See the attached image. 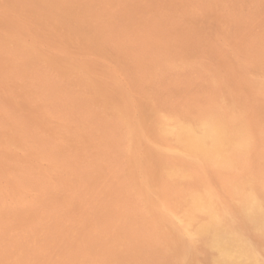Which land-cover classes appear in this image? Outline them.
<instances>
[{
  "label": "rangeland",
  "instance_id": "rangeland-1",
  "mask_svg": "<svg viewBox=\"0 0 264 264\" xmlns=\"http://www.w3.org/2000/svg\"><path fill=\"white\" fill-rule=\"evenodd\" d=\"M103 1H104L105 5H106V2L108 1V4L106 6H108L109 8L112 6L111 7V8H113L112 10L114 12H116L117 14L122 13L123 14L122 19L123 18L124 19H123V22H121L122 19H119L121 17L117 16V18H116L115 15H117V14L115 13L114 17H112L110 19V21L108 22V24H106V29L110 26L109 30L107 29L109 32V36H108L109 39L107 38V40H108L107 41L104 38L105 40H103V41H106L107 44H109V42H111L109 44L110 51L108 50L109 55L107 57H105V58L103 57L101 59L103 63H101L102 68H100V72H101V74H100V86H94L93 85L91 87L92 90L93 91L95 90L96 93L87 94V91L85 89H87L88 86L83 84L84 82H86V80L89 82H90V80L92 81L91 76L90 75L89 76L88 75H83V76L77 75L76 71H71L69 73V75H67V76L66 75L59 76L60 78L59 77L51 78L50 74L44 73V75H43V68L40 67L38 70L29 72V74L24 73L23 75L20 74L18 77H15L14 79H12V78L8 79L9 80L8 85L10 86V89H12L10 91V94H9L10 104L14 106V107L11 106L10 108L14 109V111H17V113H19L21 115L29 117L30 122L26 123V126L29 128H35V126H36L38 128V130L42 132L39 135L40 136L43 135V136H41V137L39 136L40 140L38 139L37 141H32L30 139L29 143L31 145H29V147L24 150L25 153L27 154V156L34 155V157H32L33 160L31 161V163L35 166V169L39 172L36 174L38 177L36 175H33V176L31 175V177H30L29 172H27L28 175L26 174V176H23L22 174H19L17 171H15V169L13 171V165H11V163H13L12 162L13 160H11L10 158H8L6 156H4V157L0 156V160H1L0 161V183L3 187V189H5V190H2L0 193V196H1L0 197V214H1V216H0V235L2 234L1 235L2 238L0 237V264H27V263H29L30 260L31 261L29 264H31L32 261H34V262H32V264H35V263L36 264H47L48 262H49L48 264H52V263L62 264V262H63V264L64 263H66V264H144V263L145 264H158V263L159 264H186L187 260L189 262L187 264H204V263L205 264H212V263L223 264V262H226V261H227L226 264H228V263L229 264H233V263L234 264H264V234H263L264 233V220H262L264 218V202L262 203V201L264 200V191H263L264 185L262 184V183H264V138H263L264 137V73H263L264 72L263 71L264 70V65H263L264 64V47H263L264 46V0H130V1L128 0L131 3V6H132V7L130 6L131 9L134 8L133 10H131L129 8L127 10L124 9L123 3H125L124 2L125 0H111V1L110 0H106V1L103 0ZM132 3H133V5H132ZM140 4H141V6L139 8V6H137V5H140ZM137 9L139 12L137 11ZM134 10H136V11H134ZM129 12L132 15H130ZM118 20L120 22H118ZM125 21L129 25L126 24ZM114 23L118 25V28L116 27L117 25H115ZM121 23H123L124 25ZM176 23H179V24L177 25ZM125 24L128 26H126L124 28L123 26H125ZM156 26H157V29H156ZM176 26L179 28H177ZM159 27L160 28L162 27V28L159 29ZM165 27H169V28H165ZM119 28H121L122 30ZM144 29H146V30H144ZM148 31H150L152 33L148 32ZM178 31H180V32H178ZM103 32H104V29H103ZM141 32H143V33H141ZM139 33L142 37L139 35ZM168 33H169V35H168ZM115 34H118V37ZM119 34L121 36H119ZM150 35H151V37H150ZM134 36H136V37H134ZM170 36L173 39H171ZM126 37H128V38H126ZM167 38H169V40ZM147 39H148V41H147ZM175 39H177V40L175 41ZM117 41L119 42V44ZM151 42H153V43L151 44ZM115 43H116V45H115ZM177 43H180V44H177ZM254 43L256 44V46H254L255 45ZM259 43H261L260 47L258 45ZM113 44L116 46V48H119L120 50H116V52H114L115 51L114 49H116V48H115V46H113ZM143 44H145L146 46L144 47ZM123 45H124V47H123ZM140 45H141V47H140ZM194 45L196 47H194ZM111 46H112V48L114 47V49H112ZM153 46L155 47V49H153ZM192 46H193V48H191ZM125 47H126V49H124ZM148 47H151V48H148ZM208 48H209V50H208ZM129 49H130V51H127ZM135 49L137 50L136 55H135V52H136ZM151 49H152V51H150ZM124 50L127 51V53ZM143 50H145V51H143ZM169 50L171 51V57H170V51ZM117 51L119 54H114V56H113L112 53H117ZM121 51L124 53H122ZM164 51L166 52L165 54H163ZM178 51H179V54H178ZM189 51H191V52H189ZM129 52H131V53H129ZM138 52L139 53L144 52V54L143 53L139 54ZM159 53H160V55H159ZM152 54L153 55L155 54V55L153 56ZM188 54H189V57H188ZM121 55H122V57L123 56L124 57L122 58ZM139 55L141 58L139 57ZM174 55H176V57ZM133 56H135L134 58L137 57L138 60H137V58L134 60ZM168 56L170 58H168ZM108 57H111V58H108ZM249 57H251V58H249ZM148 58H150V60ZM158 58H160V59H158ZM175 58L176 59L178 58V59L176 60ZM170 59H172L173 61H171ZM247 59H249V60H247ZM106 60H108V62L110 64ZM122 60H126V61L124 62ZM128 60H130V61H128ZM166 60H168V62H166ZM159 61L160 62L164 61V62L160 63ZM170 61H171V63H170ZM250 61L253 63L251 64ZM112 62H113V64H112ZM140 62L141 63L143 62V63L141 64ZM0 63H1V57H0ZM104 63L106 65H108L109 67H111V71H109L108 67L106 68L104 66L105 65ZM135 63L138 66H136ZM128 64H129V66H127ZM144 64L145 65L147 64V65L145 66ZM232 64H235V66ZM112 65H114V67ZM249 65H251L252 67ZM130 66L131 67L134 66L133 69L130 68ZM126 67H128V69L130 68L129 69L130 72ZM229 67H231V68L229 70H227ZM243 67H244V69H243ZM258 68H259V70H258ZM101 70L104 71V73ZM132 70H133V72H132ZM137 70H138V72H137ZM157 71H158V73H157ZM110 72H111V74H109ZM155 72L157 74H155ZM133 73H134V75H132ZM262 73H263V75H262ZM41 75H43V76L41 77ZM112 75L114 76V78L116 80H118V87H116V86L107 87L108 82H112V79H113ZM249 75H250V77H249ZM45 76L48 78V80ZM77 76H78V78H81V80L78 81ZM246 76H248V77H246ZM73 77L75 78V80H73L74 79ZM130 77H131V80H130ZM151 77H152V79H150ZM153 77H154V79H153ZM136 78H137V80H136ZM15 79H17V80H15ZM244 79H245V81H244ZM251 79H253V80H251ZM45 80H47L46 82H48L49 85H48V83L45 82ZM50 80H53V82H51ZM55 80H56V82H58L59 80L61 82L63 80H65V81L63 83H60V81H59V83L61 85H59V87H58V83H56L57 84V86H56ZM38 81H39V83H38ZM211 81H213V82H211ZM233 81H234V83H233ZM44 82L47 84V86ZM154 82H156V83H154ZM64 83H65V85L62 86V84H64ZM70 83H71V85L69 86ZM86 83H88V82H86ZM134 83H136V84H134ZM214 83L216 85H214ZM80 84H83V85H80ZM121 84L123 86H121ZM258 85L260 88L258 87ZM38 86H39V90H37ZM52 86H54V87H52ZM65 86H67L70 89L66 88ZM144 86H146V87H144ZM43 87H45V88H43ZM55 87L59 88V91ZM140 87H142V88H140ZM21 88L24 90H22ZM26 88H28V89H26ZM75 88H76V90H75ZM122 88H124V89H122ZM5 89H6V86L2 83V81H0V92L5 91ZM29 89L31 90V92ZM45 89H46V91H45ZM50 89L52 90V92ZM80 89H82V90L80 91ZM56 90H57V92H55ZM68 90H70V91H68ZM42 91L44 93H42ZM61 91L62 92L64 91L63 94ZM72 91H74V92L76 91V92L74 93ZM129 91H132V92H129ZM40 92H41V94H44V95H46L45 93H47V95L41 96ZM53 92H54V95H52ZM58 92L60 94L59 96L57 94ZM66 92H68L69 94L71 93V95H69ZM121 93H123L125 95L127 94L128 97L126 98ZM137 93H139V94H137ZM72 94H74V95H72ZM75 94H76V97H75ZM78 94H79V99H78ZM34 95H36V96H34ZM48 95L50 96L51 99L48 97ZM120 95H122L123 97ZM51 96H53V97H51ZM60 96H61V98H60ZM136 96H138V97H136ZM46 97H47V99H46ZM57 97H59V98H57ZM62 97H63V99H62ZM72 97H75V98L73 99ZM4 98H5V95L3 93H0V104L3 103ZM55 98H56V102H55ZM43 99H44V101H43ZM61 99H62V101H61ZM68 99H69V101H66ZM83 100H86V101H83ZM227 100H228V102H227ZM60 101L62 102V104L60 103ZM70 101H71V103H69ZM79 101H81V102L79 103ZM137 101H138V103H137ZM17 102L22 103L24 105L26 104V105L22 107ZM42 102L44 104L46 103L45 107L43 104L41 105ZM57 102H59V103H57ZM101 102H102V104H101ZM127 102H129V104L131 106L130 108L132 109V110L130 109L129 112H128V110H125L123 108L124 104ZM232 102H234V103H232ZM81 103L82 104L85 103L84 104L85 106H83ZM88 103L90 106L88 105ZM139 103H140V105H139ZM63 104L66 105L65 106L66 108L64 107ZM67 104H69L70 107L67 106ZM70 104H72V105H70ZM55 105H56V107H55ZM74 105H75V107H74ZM93 105H95V106H93ZM143 106H145L146 109ZM58 107H59V110H58ZM95 107H97V109H95ZM102 107H103V110H102ZM63 108L65 111L63 110ZM67 108H68V110H67ZM75 109H77L78 112H75L76 111ZM80 109H81V111H80ZM238 109L240 111H237ZM106 110H108V111H106ZM0 111H4V109L0 108ZM103 111H104V113H103ZM242 111H243V113H242ZM57 112H61L62 114L57 113ZM67 112L71 113V114H67ZM79 112H81L80 115L83 118L80 117V115H77V114H79ZM82 113H84V115H82ZM88 113H90V114L88 115ZM96 113L97 114L99 113V114L97 115ZM142 113H144V114H142ZM147 113H148V115H147ZM68 116L71 119H69ZM94 117H95V119H94ZM101 117H102V119H101ZM107 117L109 118V120H111V118H112V120L109 121ZM113 117H114V119H113ZM115 117H116V120H115ZM88 118H90V119H88ZM105 118H107V119H105ZM96 119H97V122H96ZM98 119L101 122H98ZM170 119H172V120H170ZM107 120H108V122H107ZM175 121H176V123H175ZM81 122H83V125ZM94 122H96L97 125ZM121 123H122V125H121ZM177 123H179V124H177ZM228 123H230V124H228ZM80 124H81L82 128L80 127ZM150 124H152V125H150ZM126 125H128L127 128H126ZM85 126H87L86 128L88 130L87 129L86 130L89 133L87 131H84ZM100 126L102 127V129H100L101 128ZM119 126H120V129H119ZM176 126H178V129ZM142 127H145V128L143 129ZM94 128H95V130H94ZM90 129L93 131H91ZM134 129H135V131H134ZM152 129H154V130H152ZM2 130L7 132V133H12V132L14 133V132H17L18 128H15L14 126L11 125V122H9L5 125V127ZM105 130H107V133ZM108 130H110V131H108ZM113 130H115V131H113ZM116 130H118V131H116ZM101 131H103V132H101ZM111 131H113L114 133L118 132L117 134L120 137L117 134L112 133ZM121 131H123V132L120 133ZM181 132H182V134H181ZM214 132H215V134H214ZM90 134H93V135H90ZM179 134H181V135H179ZM104 135L106 138L104 137ZM114 135H117V136H114ZM151 135H152V137H151ZM94 136H97L98 138L94 137ZM107 136H108V138H107ZM167 136H169V137H167ZM186 136H187V139L185 138ZM189 136H191V137H189ZM43 137H45V141H43L44 140ZM117 137H119L121 140L118 138L119 139V141H118ZM172 137H174V138H172ZM182 137H183V139H182ZM188 137L190 139H188ZM209 137L212 139H210ZM253 137H254V139H253ZM198 138H201L202 141H204V142H197ZM105 139L107 140V142L109 141V144H107ZM143 140H144V143L141 142ZM181 140H183V142ZM244 140L248 141V142H245ZM1 141H2V137L0 136V146H1ZM121 141H123V142H121ZM185 141H186V143H189V144H186L188 146L184 145ZM260 141L263 144L260 143ZM179 142H181L183 144H181ZM98 143L101 146H99ZM103 143H104V145H103ZM114 144H115V147L113 146ZM123 144H125V145H123ZM140 144H141V146H140ZM53 145H55V146H53ZM110 145L116 149L119 147V149H117V151L114 148L111 149L112 147H110ZM120 145H122V146H120ZM129 145H131V146L129 147ZM142 145H143V147H142ZM257 145H259V146H257ZM193 146L196 148H194ZM256 146H257V148H256ZM122 148H123V150H122ZM142 148L143 149L145 148V149L143 150ZM198 148L201 151L198 150ZM254 148H256L257 150ZM35 149H36V151H35ZM192 149L196 150V151L193 152ZM46 150H48V151H46ZM130 150L132 151V153ZM151 150H152V152H151ZM216 150H218V151H216ZM27 151H28V153H27ZM38 151H39V153H38ZM101 151H103V152H101ZM127 151H128V153H125ZM129 151H130V153H129ZM197 151H199V154L197 153ZM230 151H231V153H230ZM104 152H106V153H104ZM149 152L152 154H149ZM203 152H204V155L202 154ZM212 152H213V154L211 156ZM241 152H243V154ZM254 152H256L257 156L254 155L255 154ZM38 154L39 155L41 154V155L39 156ZM60 154H61V156H60ZM96 154L98 157L96 156ZM125 154H126L127 158L125 157ZM229 154L231 157H233V156L234 157L231 158L229 156ZM105 155H108V156H105ZM175 155H177V156L175 157ZM31 156H29L30 159H32ZM113 156H116V157H113ZM145 156H146V158H145ZM226 156H228V157H226ZM35 157H37V158H35ZM44 157H46L47 161L45 160ZM74 157H75V160H74ZM151 157H153V160ZM229 157L231 158V160ZM41 158H42V160H41ZM51 158H52V161H51ZM61 158H62V160H61ZM97 158H99L98 161H97ZM119 158H120V160H119ZM168 158L170 161L168 160ZM172 158H173V160H172ZM198 158H199V160H198ZM203 158H206L207 162H206V160H204V162H203ZM65 160L66 161L68 160V161L66 162ZM75 161H77L76 162L77 164L75 163ZM120 161H122L121 164H119ZM173 161H174V164H173ZM69 162H71V163H69ZM144 162H146L147 164ZM97 163H99V164H97ZM166 164H167V166H166ZM120 166H122V167H120ZM164 166H166L167 168ZM125 167H127V168H125ZM85 168H87V169H85ZM89 168L92 170H94L95 168L96 169H95V171H92ZM182 168L184 170L185 169L186 170L185 171L183 170V172H182ZM235 168H237V169H235ZM76 169H78V170H76ZM109 169H110V171H109ZM132 169H134V170L132 171ZM197 169H199V170H197ZM73 170L76 173L72 172ZM112 170H113V172H112ZM140 170H142V171H140ZM81 172H82V176H81ZM92 172H94L95 174ZM96 172H97V175H96ZM184 172H185V174H184ZM231 172L234 174H232ZM57 173H59V174H57ZM260 173H261V175H260ZM90 174H92V175H90ZM109 174H111V175H109ZM170 174H172V175L175 174V175H173L171 177ZM195 174H196V176H195ZM40 175H42V176H40ZM116 175H118V176H116ZM236 175H238V176H236ZM17 177H18V179H17ZM39 177H40V179H39ZM79 177H81V178H79ZM178 177H179V179H177ZM244 177H245V179H244ZM96 178H97V181H96ZM13 179H15V180H13ZM54 179H55V181H53ZM175 179H177V180L175 181ZM200 179H202V180H200ZM225 180H227V181H225ZM15 181H17V183H15ZM30 181L32 183H35L36 185L31 184ZM81 181H83V182L85 181V182L83 183ZM119 181H122V182H119ZM197 181H198V183H197ZM222 181H224V182H222ZM49 182H51L52 184ZM112 182L113 183L115 182L114 185H112L113 184ZM156 182H158V183L156 184ZM185 182L188 184H186ZM193 182L196 184H194ZM14 183L17 184L19 189L18 190L15 189L16 193L12 194L11 190L14 187L11 188V185L14 186L15 185ZM37 183H38V185H37ZM146 183H148V185ZM223 183H225V184H223ZM44 184H46V185H44ZM108 184H110V185H108ZM199 184H200V187H199ZM90 185H91V188H90ZM92 185L95 187L92 188L93 187ZM97 185H99V186H97ZM175 185H176V187H175ZM104 186H106V187H104ZM112 186H113V188H112ZM191 186H192V188H191ZM21 187H25V188L22 189ZM151 187H154V188H151ZM169 187H170V189H169ZM183 187H184V189H183ZM244 187H246V189ZM255 187H257V188L255 189ZM27 188H29V189H27ZM31 189H33V190H31ZM44 189H45V191H44ZM146 189H147L148 193H146ZM173 189H174V191H173ZM192 189H194L195 192ZM48 190L50 192L53 190L51 192L52 194L50 192H48ZM56 190H57V192H56ZM88 190H89V193H88ZM93 190H94V192H93ZM98 190H99V192H98ZM101 190H102V192H101ZM110 190H113V192ZM130 190H131V192H130ZM170 190H172V192ZM198 190L200 192H196ZM217 190H219V191H217ZM31 191H33V192H31ZM226 191H228V192H226ZM2 192L5 193L6 197H2V195L4 194ZM21 192H22V194H21ZM38 192H39V194H38ZM180 192H181V194H180ZM8 193L10 195H13V196L9 195V197H7ZM103 193H104V195H103ZM105 193H107V194H105ZM197 193H200V194H198V196H197ZM205 193H206V195H205ZM15 194H17V195H15ZM76 194L78 197L74 196ZM5 195H3V196H5ZM248 195L250 197H248ZM17 196L18 197L21 196V198H18ZM88 196H90L92 198L90 199V197H88ZM109 196H111V197H109ZM112 196H114V197L112 198ZM148 196H150L149 199H148ZM241 196L242 197L244 196V197L242 198ZM31 197H33V199ZM82 198H84V199H82ZM152 198H153V200H151ZM183 198L185 199V201ZM202 198L204 199V201ZM15 199H17V200H15ZM27 199H28V201H27ZM103 199H105V200L103 201ZM180 199H182V200L179 201ZM189 199H190V202L192 203V205H194L193 206L194 208L192 207V205H190L191 203L189 202ZM207 199L209 201H207ZM99 200H101V201H99ZM108 200L111 201L112 203L109 202ZM125 200H126V202H125ZM12 201H13V204H12ZM121 201L124 202V204L123 203L121 204ZM205 201L207 203H205ZM249 201H251V202L249 203ZM87 202H88V204H87ZM100 202H102L105 205V207L107 205L108 208L107 207L106 208L108 210ZM105 202H106V204H105ZM149 202H150V204H148ZM174 202H175V204H174ZM187 202H189L190 204ZM203 203H204V205L207 204L211 207L207 208L208 206H204ZM19 204H22V205H19ZM44 204H46V205H44ZM48 204H49V206H48ZM90 204H91V206H90ZM244 204H245V206H244ZM25 205H27V207H25ZM51 205H52V207H51ZM174 205H177L178 207L174 206ZM1 206H3L4 208L6 206L7 207L4 209ZM88 206H90V207H88ZM112 206H113V209H112ZM230 206H231V208H229ZM34 207H35V210H36V213L38 216L35 213ZM103 207H104V209H103ZM213 207H215V208H213ZM31 208H32V210H31ZM161 208L163 210H161ZM190 208H191V210H190ZM50 209L52 212L50 211ZM85 209H86V211H85ZM138 209H139V212H138ZM209 209H213V210H209ZM97 210L98 211L100 210V212H97ZM39 211H40V213H39ZM92 211L95 213H93ZM2 212H4V214ZM161 212H162V214H161ZM174 212H176L177 215ZM236 212H237V214H236ZM110 213H111V215H110ZM188 213H192V214H190V216H189ZM210 213L212 214V218L209 217ZM45 214H46V216H45ZM96 215L98 216L99 221L96 220L97 219ZM108 215L110 216V218L108 217ZM123 215L126 217H124ZM214 215H215L216 219L214 218ZM237 215L239 217H237ZM87 216H89V217H87ZM242 216H243V218H242ZM257 216H258V218H257ZM41 217H42V219H41ZM45 217H47V219ZM91 217L93 219H91ZM111 217L113 219H111ZM142 217H143V219H142ZM149 217H150V219H149ZM164 217H168V219L164 218ZM248 217H250V218H248ZM259 217H263V218L260 220ZM53 218H54V221H53ZM144 219H146V220H144ZM94 220L97 222H95ZM118 220H120V221L118 222ZM126 220H128V221H126ZM148 220H150V221H148ZM168 220H169V222H168ZM45 221H46V223H45ZM50 221H52V222H50ZM78 221H80L81 223H79ZM191 221H193V223H191ZM82 222H85V223H82ZM107 222H108V225H107ZM110 222H111V225H110ZM116 222L119 225L116 224ZM164 222H168V223H166L168 227L166 226V224ZM195 222H198V223H195ZM38 223L40 225H38ZM59 223H61V224H59ZM169 223L172 225H168ZM43 224H45V225H43ZM126 224H127V226H126ZM1 225H3V227ZM61 225L62 226L64 225L63 226L64 229L62 228ZM116 225H117V228H116ZM199 225H200V227H199ZM214 225L217 228H219V227L221 228V229L219 228L221 230L220 235L214 234L215 230L212 227ZM251 225H252V227H250ZM4 226L6 229L4 231H2L4 229ZM67 226H68V228H67ZM86 226H87V228H86ZM119 226L121 228H119ZM122 226L126 227V229ZM222 226H224V227H222ZM255 226H256V228H255ZM58 227H59V229H58ZM201 228H202V231L200 230ZM32 229H33V231H32ZM39 229L42 232V234L39 231ZM75 229H77V230H75ZM101 229H103V230H101ZM105 229H106V231L107 230L108 231L106 232ZM209 229L210 230L212 229V230L210 231ZM57 230H58V232H57ZM116 231H117V233H116ZM127 231H128V233H127ZM152 231H154V232H152ZM3 232H5L6 234L4 235ZM120 232H121V234H120ZM124 232L126 233V235ZM194 232H196V233L192 234ZM222 232L225 234H223ZM112 233L115 235V237L113 236ZM46 234H48V235H46ZM177 234H178V236H177ZM200 234L202 237L200 236ZM203 234H204V236H203ZM211 234H212V236H210ZM29 235L31 236L32 239L30 238ZM123 235H124V237H123ZM152 235H154V237ZM15 236H17V238H15ZM23 236H25V238ZM60 236L61 237L63 236V237L61 238ZM196 236H197V238H196ZM177 237H179V240ZM219 237L224 238V240H223L224 246L222 245L223 247L219 243ZM256 237L259 238V240H257ZM40 238H41V240H40ZM47 238L50 239L49 240L50 243L48 242ZM84 238H85V240H84ZM153 238H154V240H153ZM21 239H22V241H21ZM28 239H30V240L28 241ZM135 239H137V240H135ZM228 239L232 240L233 243H236L239 248H237V247H235V248L230 247L229 248V246H225V245H229ZM36 240H38V241H36ZM56 240H57V242H56ZM176 240H178V241H176ZM182 240H184L183 241L184 244H183ZM251 240H252V242H251ZM129 241H132V242H129ZM45 242H46V244H45ZM148 242H150V243H148ZM207 242H209V243H207ZM54 243H55V245H54ZM177 243H178V245H177ZM194 243H196V244H194ZM255 243H257V244H255ZM187 244L191 248H193L192 251H190L191 249H189L190 247H188ZM206 244H207V246H206ZM57 245H58V247H57ZM137 245H138V247H137ZM194 245L197 248L194 247ZM53 246L57 249L56 252H55V248ZM26 247H27V249H26ZM218 247H220V248H218ZM23 248H24V250H23ZM186 248H187V250H186ZM195 248H196V251L193 252L195 250ZM222 249H224V250H222ZM3 250H4L5 254L2 253ZM58 250H59V252H58ZM231 250H232V252H231ZM244 250L247 253H245ZM15 251H17V252H15ZM34 251L39 256L36 255ZM149 251H150V253H149ZM154 251H155V253H154ZM240 251H241V253H240ZM53 252H54L55 256H54V254H52ZM78 252L80 254H78ZM146 252H147V254H146ZM181 252H182V254H181ZM189 252H191L190 255H189ZM40 253H41V255H40ZM193 253H195V254H193ZM212 253L215 256H213ZM216 253H218V254H216ZM19 254L20 255L22 254V255L20 256ZM154 254H155V257H154ZM184 254H186V257H183V256H185ZM31 255H33V256L31 257ZM188 255H189L190 259L188 258ZM195 255H197V256H195ZM216 255H217V257H216ZM51 256H53V257H51ZM5 257H8V258H5ZM30 257H31V259H30ZM36 257H38V258H36ZM49 257H51V259ZM167 257L169 259H167ZM23 258L25 260H22ZM34 258L37 259L38 261L35 260ZM46 259H47V261L45 263L44 260H46ZM52 259H54V260H52ZM207 259H208V262H207ZM39 260H41V261H39ZM215 260H217V261H215ZM169 261L171 263H169Z\"/></svg>",
  "mask_w": 264,
  "mask_h": 264
},
{
  "label": "bare ground",
  "instance_id": "bare-ground-1",
  "mask_svg": "<svg viewBox=\"0 0 264 264\" xmlns=\"http://www.w3.org/2000/svg\"><path fill=\"white\" fill-rule=\"evenodd\" d=\"M106 1V0H105ZM111 1V0H110ZM130 1V0H129ZM128 0H125L124 2L125 3H123V6H124V9L125 10H127L128 8L129 9H131V3L129 2ZM133 2V1H132ZM142 2V1H141ZM134 3V2H133ZM133 3H132V5H133ZM108 4V1L106 2V5ZM105 4H104V1L103 0H0V57H1V63H0V81H2V83L6 86V89H5V91H3V92H0V93H3L4 95H5V98L3 99V103H1L0 104V108H3L4 109V111H0V136L2 137V141H1V146H0V156H6V157H8V158H10L11 160H13L12 162L13 163H11V165H13V171H14V169H15V171H17L19 174H22L23 176H26V174H27V172H29L30 174V177H31V175L33 176V175H36L37 173H39L36 169H35V166L31 163V161L33 160V158L32 157H34V155H29V156H31V158L32 159H30L29 158V156H27V154L25 153V149L26 148H28L29 147V145H31L29 142V140L31 139L32 141H37L38 139H39V134L40 133H42L41 131H39L38 130V128L35 126V128H29V127H27L26 126V123H29L30 122V118L29 117H27V116H24V115H21V114H19V113H17V111H14V109H11L10 107L12 106V107H14L13 105H11L10 104V99H9V94H10V91L12 90V89H10V86L8 85V79H14L15 77H18L20 74L21 75H23L24 73L25 74H29V72H31V71H35V70H38L40 67L41 68H43V75H44V73H47V74H50V76H51V78H55V77H59V76H63V75H69V73L71 72V71H76L77 72V75H81V76H83V75H90L91 76V78H92V81L90 80V82L89 81H87L86 80V82H88V83H86V82H82L84 85H87L88 86V88L87 89H85L86 91H87V94H94V93H96L95 92V90L93 91L92 90V86L94 85V86H100V74H101V72H100V68H102V65H101V63H103L102 62V58L104 57H107L109 54H108V52L110 51V46H109V44L111 43V42H109V44H107V42L106 41H103V40H107V38H108V36H109V32H108V30H109V27L106 29V24H108V22L110 21V19L112 18V17H114V15H115V13L116 12H114L112 9L113 8H109L108 6H106ZM131 6V7H130ZM137 6H139V8H140V6H141V4L140 5H137ZM136 6V7H137ZM135 7V6H134ZM134 9V8H133ZM133 9H131V10H133ZM129 11V10H128ZM134 11H136V10H134ZM137 11H138V9H137ZM131 12V11H130ZM130 12H129V14H130ZM139 12V11H138ZM125 13V12H124ZM134 13V12H133ZM137 13V12H136ZM117 14V13H116ZM126 15V14H125ZM124 15V16H125ZM130 15H132V14H130ZM116 16V18H117V16H120L121 18H119V19H122V16H123V14L121 13V14H117V15H115ZM127 18V17H126ZM124 19V18H123ZM123 19H122V21L121 22H123ZM129 19V18H128ZM127 20V19H126ZM113 21V20H112ZM117 22V21H116ZM118 22H120L119 20H118ZM117 22V23H118ZM126 22V21H125ZM166 22V21H165ZM164 22V23H165ZM173 23V22H172ZM115 24V23H114ZM120 24V23H119ZM121 24H123V23H121ZM126 24H128L127 22H126ZM125 24V26H123L124 28L126 27V26H128V25H126ZM177 25L179 24V23H176ZM111 25V24H110ZM115 25H117V24H115ZM124 25V24H123ZM173 25V24H172ZM175 25V24H174ZM132 26V25H131ZM115 27V26H114ZM117 28H118V25L116 26ZM163 27V26H162ZM161 27V28H162ZM177 27V26H176ZM122 28V27H121ZM121 28H119V29H121ZM155 28V27H154ZM153 28V29H154ZM160 27H159V29H161ZM165 28H169V27H165ZM174 28V27H173ZM177 28H179V27H177ZM103 29H104V32H103ZM115 29V28H114ZM123 29V28H122ZM121 29V30H122ZM156 29H157V26H156ZM184 29V28H183ZM144 30H146V29H144ZM150 30V29H149ZM155 30V29H154ZM170 30V29H169ZM175 30V29H174ZM113 31V30H112ZM116 31V30H115ZM152 31V30H151ZM176 31V30H175ZM137 32V31H136ZM148 32H150V31H148ZM153 32V31H152ZM152 32H150V33H152ZM178 32H180V31H178ZM130 33V32H129ZM132 33V32H131ZM134 33V32H133ZM141 33H143V32H141ZM149 33V34H150ZM173 33V32H172ZM112 34V33H111ZM123 34V33H122ZM147 34V33H146ZM115 35H117V37H118V34H115ZM139 35H140V33H139ZM143 35V34H142ZM168 35H169V33H168ZM167 35V36H168ZM262 35V34H261ZM260 35V36H261ZM111 36V35H110ZM119 36H121L120 34H119ZM141 36V35H140ZM134 37H136V36H134ZM133 37V38H134ZM142 37V36H141ZM150 37H151V35H150ZM165 37V36H164ZM105 38V39H104ZM112 38V37H111ZM126 38H128V37H126ZM132 38V37H131ZM145 38V37H144ZM158 38V37H157ZM170 38H171V36H170ZM178 38V37H177ZM109 39V38H108ZM113 39V38H112ZM118 39V38H117ZM116 39V40H117ZM155 39V38H154ZM168 40H169V38H167ZM171 39H173V38H171ZM180 39V38H179ZM185 39V38H184ZM150 40V39H149ZM177 39H175V41H176ZM108 41V40H107ZM147 41H148V39H147ZM156 41V40H155ZM160 41V40H159ZM263 41V40H262ZM261 41V42H262ZM115 42V41H114ZM118 42V41H117ZM123 42V41H122ZM126 42V41H125ZM168 42V41H167ZM181 42V41H180ZM113 43V42H112ZM148 43V42H147ZM153 42H151V44H152ZM169 43V42H168ZM176 43V42H175ZM256 43V42H255ZM254 43V44H255ZM258 43V42H257ZM118 44H119V42H118ZM163 44V43H162ZM177 44H180V43H177ZM253 44V43H252ZM260 44L261 43H259L258 45H259V47H260ZM115 45H116V43H115ZM114 44H113V46H115ZM129 45V44H128ZM144 45V47L146 46L145 44H143ZM149 45V44H148ZM160 45V44H159ZM172 45V44H171ZM130 46V45H129ZM134 46V45H133ZM136 46V45H135ZM177 46V45H176ZM254 46H256V44L254 45ZM123 47H124V45H123ZM132 47V46H131ZM130 47V48H131ZM140 47H141V45H140ZM168 47V46H167ZM174 47V46H173ZM172 47V48H173ZM194 47H196L195 45H194ZM258 47V46H257ZM264 47V46H263ZM111 48H112V46H111ZM115 48H116V46H115ZM147 48V47H146ZM148 48H151V47H148ZM160 48V47H159ZM170 48V47H169ZM191 48H193V46L191 47ZM112 49H114V47L112 48ZM111 49V50H112ZM123 49V48H122ZM124 49H126V47L124 48ZM153 49H155V47L153 46ZM171 49V48H170ZM174 49V48H173ZM181 49V48H180ZM179 49V50H180ZM109 50V51H108ZM115 51L114 52H116V50H120L119 48H116V49H114ZM136 50V49H135ZM141 50V49H140ZM157 50V49H156ZM190 50V49H189ZM197 50V49H196ZM208 50H209V48H208ZM211 50V49H210ZM125 51V50H124ZM127 51H130V49L129 50H127ZM127 51H125L126 53H127ZM132 51V50H131ZM134 51V50H133ZM143 51H145V50H143ZM149 51V50H148ZM150 51H152V49L150 50ZM170 51V50H169ZM214 51V50H213ZM260 51V50H259ZM122 52V51H121ZM163 52V51H162ZM177 52V51H176ZM189 52H191V51H189ZM188 52V53H189ZM198 52V51H197ZM122 53H124V52H122ZM125 53V54H126ZM129 53H131V52H129ZM136 53H137V50H136V52H135V55H136ZM139 53V52H138ZM140 53H143L144 54V52H140ZM139 53V54H140ZM155 53V52H154ZM166 52L164 51V53L163 54H165ZM212 53V52H211ZM259 53V52H258ZM113 54V56H114V54H119L118 53V51H117V53H112ZM151 54V53H150ZM158 54V53H157ZM178 54H179V51H178ZM210 54V53H209ZM256 54V53H255ZM129 55V54H128ZM146 55V54H145ZM149 55V54H148ZM153 55V54H152ZM151 55V56H152ZM155 55V54H154ZM153 55V56H154ZM159 55H160V53H159ZM169 55V54H168ZM173 55V54H172ZM144 56V55H143ZM150 56V55H149ZM175 57H176V55H174ZM212 56V55H211ZM112 57V56H111ZM111 57H108V58H111ZM121 57H122V55H121ZM124 57V56H123ZM122 57V58H123ZM135 56H133V58H134ZM139 57H140V55H139ZM145 57V56H144ZM156 57V56H155ZM170 57H171V51H170ZM169 56H168V58H170ZM188 57H189V54H188ZM259 57V56H258ZM116 58V57H115ZM130 58V57H129ZM128 58V59H129ZM137 58V57H136ZM136 58H134V60L136 59ZM141 58V57H140ZM173 58V57H172ZM249 58H251V57H249ZM114 59V58H113ZM112 59V60H113ZM121 59V58H120ZM127 59V58H126ZM132 59V58H131ZM144 59V58H143ZM142 59V60H143ZM149 60H150V58H148ZM158 59H160V58H158ZM176 59V58H175ZM178 59V58H177ZM176 59V60H177ZM111 60V59H110ZM117 60V59H116ZM115 60V61H116ZM137 60H138V58H137ZM140 60V59H139ZM171 61H173L172 59H170ZM246 60V59H245ZM247 60H249V59H247ZM251 60V59H250ZM260 60V59H259ZM107 62H108V60H106ZM122 61H126V60H122ZM128 61H130V60H128ZM132 61V60H131ZM145 61V60H144ZM171 61H170V63H171ZM226 61V60H225ZM232 61V60H231ZM261 61V60H260ZM118 62V61H117ZM116 62V63H117ZM133 62V61H132ZM160 62V61H159ZM164 62V61H163ZM162 61L160 62V63H163ZM166 62H168V60H166ZM251 62V61H250ZM109 63V62H108ZM130 63V62H129ZM134 63V62H133ZM141 63V62H140ZM143 63V62H142ZM141 63V64H142ZM229 63V62H228ZM234 63V62H233ZM247 63V62H246ZM253 62H251V64H252ZM105 64V63H104ZM110 64V63H109ZM112 64H113V62H112ZM136 64V63H135ZM153 64V63H152ZM165 64V63H164ZM163 64V65H164ZM168 64V63H167ZM145 65V64H144ZM147 65V64H146ZM145 65V66H146ZM169 65V64H168ZM232 65H234L235 66V64H232ZM246 65V64H245ZM264 65V64H263ZM106 68L108 67L109 68V71H111V67H109L108 65H104ZM103 66V67H104ZM113 67H114V65H112ZM127 66H129V64L127 65ZM136 66H138L137 64H136ZM135 66V67H136ZM140 66V65H139ZM144 66V67H145ZM154 66V65H153ZM171 66V65H170ZM229 66V65H228ZM249 66H251V65H249ZM133 67L134 66H130V68H132L133 69ZM160 67V66H159ZM163 67V66H162ZM226 67V66H225ZM232 67V66H231ZM231 67H229L227 70H229ZM252 67V66H251ZM127 69H128V67H126ZM129 68V69H130ZM137 68V67H136ZM146 68V67H145ZM148 68V67H147ZM235 68V67H234ZM247 68V67H246ZM250 68V67H249ZM257 68V67H256ZM121 69V68H120ZM128 69V70H129ZM151 69V68H150ZM170 69V68H169ZM172 69V68H171ZM236 69V68H235ZM243 69H244V67H243ZM147 70V69H146ZM161 70V69H160ZM165 70V69H164ZM168 70V69H167ZM239 70V69H238ZM258 70H259V68H258ZM102 71V70H101ZM136 71V70H135ZM145 71V70H144ZM153 71V70H152ZM237 71V70H236ZM247 71V70H246ZM264 71V70H263ZM103 73H104V71H102ZM129 72H130V70H129ZM132 72H133V70H132ZM137 72H138V70H137ZM164 72V71H163ZM234 72V71H233ZM35 73V72H34ZM106 73V72H105ZM119 73V72H118ZM146 73V72H145ZM157 73H158V71H157ZM156 72H155V74H157ZM264 73V72H263ZM263 73H262V75H263ZM109 74H111V72L109 73ZM162 74V73H161ZM238 74V73H237ZM243 74V73H242ZM248 74V73H247ZM38 75V74H37ZM36 75V76H37ZM43 75H41V77L43 76ZM106 75V74H105ZM104 75V76H105ZM124 75V74H123ZM131 75V74H130ZM132 75H134V73L132 74ZM233 75V74H232ZM246 75V74H245ZM29 76V75H28ZM27 76V77H28ZM47 76V75H46ZM45 76V77H46ZM127 76V75H126ZM141 76V75H140ZM241 76V75H240ZM48 77V76H47ZM46 77V78H47ZM75 77V76H74ZM73 77V78H74ZM133 77V76H132ZM160 77V76H159ZM234 77V76H233ZM246 77H248V76H246ZM249 77H250V75H249ZM25 78V77H24ZM49 78V77H48ZM48 78H47V80H48ZM60 78V77H59ZM68 78V77H67ZM112 82H108V86L107 87H112V86H116V87H118V80H116L115 78H114V76L112 75ZM127 78V77H126ZM145 78V77H144ZM148 78V77H147ZM231 78V77H230ZM23 79V78H22ZM26 79V78H25ZM29 79V78H28ZM45 79V78H44ZM50 79V78H49ZM87 79V78H86ZM139 79V78H138ZM150 79H152V77L150 78ZM153 79H154V77H153ZM239 79V78H238ZM15 80H17V79H15ZM36 80V79H35ZM47 80H45V82L47 81ZM54 80V79H53ZM53 80H50L51 82H53ZM57 80V79H56ZM56 80H55V84L56 83H58V87H59V85H61L60 83H63L65 80H63L62 82L60 81V83H59V81L58 82H56ZM72 80V79H71ZM73 80H75V78L73 79ZM77 80L79 81V80H81V78H78V76H77ZM83 80V79H82ZM109 80V79H108ZM130 80H131V77H130ZM129 80V81H130ZM133 80V79H132ZM136 80H137V78H136ZM227 80V79H226ZM236 80V79H235ZM248 80V79H247ZM251 80H253V79H251ZM250 80V81H251ZM14 81V80H13ZM40 81V80H39ZM39 81H38V83H39ZM69 81V80H68ZM126 81V80H125ZM128 81V80H127ZM134 81V80H133ZM219 81V80H218ZM228 81V80H227ZM244 81H245V79H244ZM23 82V81H22ZM44 82V83H45ZM72 82V81H71ZM136 82V81H135ZM145 82V81H144ZM211 82H213V81H211ZM241 82V81H240ZM248 82V81H247ZM27 83V82H26ZM31 83V82H30ZM33 83V82H32ZM36 83V82H35ZM43 83V82H42ZM46 83H48V82H46ZM45 83V84H46ZM75 83V82H74ZM86 83V84H85ZM150 83V82H149ZM154 83H156V82H154ZM223 83V82H222ZM227 83V82H226ZM233 83H234V81H233ZM237 83V82H236ZM51 84V83H50ZM54 84V83H53ZM83 84H80V85H83ZM123 84V83H122ZM121 84V86H123ZM129 84V83H128ZM134 84H136V83H134ZM151 84V83H150ZM221 84V83H220ZM260 84V83H259ZM26 85V84H25ZM32 85V84H31ZM34 85V84H33ZM48 85H49V83H48ZM63 85H65V83L64 84H62V86ZM71 85V83L69 84V86ZM77 85V84H76ZM79 85V86H80ZM214 85H216L215 83H214ZM218 85V84H217ZM228 85V84H227ZM263 85V84H262ZM30 86V85H29ZM42 86V85H41ZM46 86H47V84H46ZM56 86H57V84H56ZM61 86V87H62ZM75 86V85H74ZM233 86V85H232ZM236 86V85H235ZM24 87V86H23ZM52 87H54V86H52ZM66 88H68L67 86H65ZM73 87V86H72ZM86 87V86H85ZM144 87H146V86H144ZM222 87V86H221ZM225 87V86H224ZM258 87H259V85H258ZM43 88H45V87H43ZM55 88H57V87H55ZM74 88V87H73ZM140 88H142V87H140ZM239 88V87H238ZM260 88V87H259ZM258 88V89H259ZM14 89V88H13ZM22 89V88H21ZM26 89H28V88H26ZM34 89V88H33ZM58 89V91H59V88H57ZM61 89V88H60ZM68 89H70V88H68ZM119 89V88H118ZM122 89H124V88H122ZM217 89V88H216ZM22 90H24V89H22ZM30 90V89H29ZM37 90H39V86H38V89ZM43 90V89H42ZM51 90V89H50ZM55 90V89H54ZM64 90V89H63ZM75 90H76V88H75ZM82 89H80V91H81ZM130 90V89H129ZM145 90V89H144ZM143 90V91H144ZM45 91H46V89H45ZM68 91H70V90H68ZM79 91V90H78ZM120 91V90H119ZM125 91V90H124ZM139 91V90H138ZM222 91V90H221ZM263 91V90H262ZM26 92V91H25ZM30 92H31V90H30ZM51 92H52V90H51ZM50 92V93H51ZM55 92H57V90L55 91ZM62 92V91H61ZM64 92V91H63ZM63 92H62V94H63ZM72 92H74V91H72ZM76 92V91H75ZM74 92V93H75ZM122 92V91H121ZM129 92H132V91H129ZM140 92V91H139ZM229 92V91H228ZM35 93V92H34ZM42 93H44L43 91H42ZM66 93H68V92H66ZM85 93V92H84ZM143 93V92H142ZM145 93V92H144ZM148 93V92H147ZM226 93V92H225ZM240 93V92H239ZM25 94V93H24ZM46 95H47V93H45ZM58 94V96L60 95L59 94V92L57 93ZM69 94V93H68ZM115 94V93H114ZM120 94V93H119ZM121 94H123V93H121ZM137 94H139V93H137ZM235 94V93H234ZM31 95V94H30ZM37 95V94H36ZM36 95H34V96H36ZM40 95L42 96V95H44V94H41V92H40ZM46 95H44V96H46ZM52 95H54V92L52 93ZM67 95V94H66ZM65 95V96H66ZM69 95H71V93L69 94ZM72 95H74V94H72ZM83 95V94H82ZM118 95V94H117ZM126 98L128 97V95L126 94H123ZM243 95V94H242ZM29 96V95H28ZM32 96V95H31ZM30 96V97H31ZM38 96V95H37ZM57 96V95H56ZM96 96V95H95ZM119 96V95H118ZM120 96H122V95H120ZM149 96V95H148ZM23 97V96H22ZM25 97V96H24ZM48 97L50 98V96L48 95ZM51 97H53V96H51ZM64 97V96H63ZM63 97H62V99H63ZM71 97V96H70ZM75 97H76V94H75ZM75 97H72L73 99L75 98ZM83 97V96H82ZM123 97V96H122ZM124 97V98H125ZM136 97H138V96H136ZM33 98V97H32ZM57 98H59V97H57ZM60 98H61V96H60ZM66 98V97H65ZM81 98V97H80ZM86 98V97H85ZM84 98V99H85ZM125 98V99H126ZM146 98V97H145ZM233 98V97H232ZM37 99V98H36ZM46 99H47V97H46ZM51 99V98H50ZM54 99V98H53ZM62 99H61V101H62ZM71 99V98H70ZM78 99H79V94H78ZM87 99V98H86ZM124 99V100H125ZM140 99V98H139ZM49 100V99H48ZM82 100V99H81ZM90 100V99H89ZM102 100V99H101ZM127 100V99H126ZM125 100V101H126ZM136 100V99H135ZM134 100V101H135ZM229 100V99H228ZM228 100H227V102H228ZM248 100V99H247ZM38 101V100H37ZM36 101V102H37ZM43 101H44V99H43ZM59 101V100H58ZM60 101V103L62 104V102ZM66 101H69V99L68 100H66ZM65 101V102H66ZM77 101V100H76ZM83 101H86V100H83ZM82 101V102H83ZM155 101V100H154ZM249 101V100H248ZM24 102V101H23ZM34 102V101H33ZM55 102H56V98H55ZM73 102V101H72ZM78 102V101H77ZM81 101H79V103H80ZM95 102V101H94ZM141 102V101H140ZM158 102V101H157ZM246 102V101H245ZM18 103V102H17ZM57 103H59V102H57ZM68 103V102H67ZM69 103H71V101L69 102ZM76 103V102H75ZM74 103V104H75ZM137 103H138V101H137ZM144 103V102H143ZM161 103V102H160ZM222 103V102H221ZM232 103H234V102H232ZM249 103V102H248ZM20 106H25L24 104H22V103H18ZM34 104V103H33ZM44 105V107H45V104L42 102L41 103V105ZM55 104V103H54ZM65 104V103H64ZM63 104V105H64ZM78 104V103H77ZM82 104V103H81ZM85 103H83L82 105L83 106H85L84 105ZM91 104V103H90ZM101 104H102V102H101ZM136 104V103H135ZM146 104V103H145ZM247 104V103H246ZM40 105V104H39ZM57 105V104H56ZM56 105H55V107H56ZM70 105H72V104H70ZM88 105H89V103H88ZM139 105H140V103H139ZM48 106V105H47ZM52 106V105H51ZM59 106V105H58ZM62 106V105H61ZM60 106V107H61ZM66 105H64V107H65ZM67 106H69V104H67ZM81 106V105H80ZM90 106V105H89ZM93 106H95V105H93ZM156 106V105H155ZM70 107V106H69ZM74 107H75V105H74ZM77 107V106H76ZM111 107V106H110ZM131 106H130V104H129V102H127V103H125L124 104V109L125 110H128V112L130 111V108ZM144 108H145V106H143ZM158 107V106H157ZM223 107V106H222ZM48 108V107H47ZM66 108V107H65ZM80 108V107H79ZM89 108V107H88ZM100 108V107H99ZM98 108V109H99ZM228 108V107H227ZM61 109V108H60ZM82 109V108H81ZM81 109H80V111H81ZM95 109H97V107H95ZM146 109V108H145ZM149 109V108H148ZM234 109V108H233ZM245 109V108H244ZM53 110V109H52ZM58 110H59V107H58ZM63 110H64V108H63ZM67 110H68V108H67ZM76 111L75 112H78L77 111V109H75ZM86 110V109H85ZM84 110V111H85ZM102 110H103V107H102ZM132 110V109H131ZM136 110V109H135ZM141 110V109H140ZM227 110V109H226ZM235 110V109H234ZM65 111V110H64ZM83 111V112H84ZM94 111V110H93ZM106 111H108V110H106ZM138 111V110H137ZM146 111V110H145ZM144 111V112H145ZM232 111V110H231ZM237 111H240L239 109L237 110ZM70 112V111H69ZM87 112V111H86ZM95 112V111H94ZM102 112V111H101ZM111 112V111H110ZM109 112V113H110ZM136 112V111H135ZM245 112V111H244ZM57 113H60V114H62L61 112H57ZM80 113L81 112H79V114H77V115H80ZM93 113V112H92ZM103 113H104V111H103ZM102 113V114H103ZM124 113V112H123ZM239 113V112H238ZM242 113H243V111H242ZM56 114V113H55ZM67 114H71V113H68L67 112ZM75 114V113H74ZM86 114V113H85ZM90 113H88V115H89ZM97 114V113H96ZM95 114V115H96ZM99 114V113H98ZM97 114V115H98ZM111 114V113H110ZM135 114V113H134ZM142 114H144V113H142ZM228 114V113H227ZM57 115V114H56ZM64 115V114H63ZM82 115H84V113H82ZM92 115V114H91ZM94 115V114H93ZM115 115V114H114ZM141 115V114H140ZM147 115H148V113H147ZM163 115V114H162ZM237 115V114H236ZM243 115V114H242ZM60 116V115H59ZM67 116V115H66ZM86 116V115H85ZM106 116V115H105ZM116 116V115H115ZM135 116V115H134ZM228 116V115H227ZM69 117V116H68ZM78 117V116H77ZM80 117H82L81 115H80ZM92 117V116H91ZM90 117V118H91ZM112 117V116H111ZM125 117V116H124ZM128 117V116H127ZM133 117V116H132ZM75 118V117H74ZM83 118V117H82ZM90 118H88V119H90ZM98 118V117H97ZM108 118V117H107ZM107 118H105V119H107ZM158 118V117H157ZM156 118V119H157ZM69 119H71L70 117H69ZM93 119V118H92ZM94 119H95V117H94ZM101 119H102V117H101ZM113 119H114V117H113ZM78 120V119H77ZM108 120H109V118H108ZM108 120H107V122H108ZM111 120H112V118H111ZM111 120H109V121H111ZM115 120H116V117H115ZM146 120V119H145ZM150 120V119H149ZM165 120V119H164ZM170 120H172V119H170ZM83 121V120H82ZM91 121V120H90ZM94 121V120H93ZM103 121V120H102ZM155 121V120H154ZM166 121V120H165ZM169 121V120H168ZM241 121V120H240ZM9 122H11V125L12 126H14L15 128H18V130H17V132H12V133H7V132H5V131H3L2 129L5 127V125L7 124V123H9ZM80 122V121H79ZM89 122V121H88ZM96 122H97V119H96ZM96 122H94V123H96ZM98 122H101V121H99V119H98ZM104 122V121H103ZM106 122V123H107ZM133 122V121H132ZM231 122V121H230ZM243 122V121H242ZM77 123V122H76ZM82 123V125H83V122H81ZM144 123V122H143ZM175 123H176V121H175ZM193 123V122H192ZM237 123V122H236ZM85 124V123H84ZM89 124V123H88ZM87 124V125H88ZM102 124V123H101ZM109 124V123H108ZM120 124V123H119ZM177 124H179V123H177ZM181 124V123H180ZM228 124H230V123H228ZM29 125V124H28ZM96 125H97V123H96ZM100 125V124H99ZM106 125V124H105ZM121 125H122V123H121ZM150 125H152V124H150ZM149 125V126H150ZM155 125V124H154ZM153 125V126H154ZM89 126V125H88ZM102 126V125H101ZM100 126V127H101ZM104 126V125H103ZM111 126V125H110ZM116 126V125H115ZM137 126V125H136ZM144 126V125H143ZM240 126V125H239ZM262 126V125H261ZM31 127V126H30ZM80 127H81V124H80ZM87 126H85V130L84 131H87L88 129L86 128ZM96 127V126H95ZM98 127V126H97ZM99 127V128H100ZM109 127V126H108ZM112 127V126H111ZM128 127V125H126V128ZM152 127V126H151ZM177 127V129H178V126H176ZM235 127V126H234ZM82 128V127H81ZM93 128V127H92ZM91 128V129H92ZM143 129L145 128V127H142ZM249 128V127H248ZM87 129V130H86ZM90 129V130H91ZM98 129V128H97ZM100 129H102V127L100 128ZM114 129V128H113ZM116 129V128H115ZM119 129H120V126H119ZM125 129V128H124ZM151 129V128H150ZM155 129V128H154ZM154 129H152V130H154ZM12 130V129H11ZM83 130V129H82ZM94 130H95V128H94ZM104 130V129H103ZM176 130V129H175ZM181 130V129H180ZM179 130V131H180ZM251 130V129H250ZM261 130V129H260ZM83 131V132H84ZM91 131H93V130H91ZM106 131V133H107V130H105ZM108 131H110V130H108ZM113 131H115V130H113ZM113 131H111L112 133H114ZM116 131H118V130H116ZM134 131H135V129H134ZM216 131V130H215ZM263 131V130H262ZM88 132V131H87ZM101 132H103V131H101ZM123 131H121L120 133H122ZM146 132V131H145ZM172 132V131H171ZM170 132V133H171ZM177 132V131H176ZM205 132V131H204ZM89 133V132H88ZM96 133V132H95ZM118 133V132H117ZM117 133H114V134H117ZM119 133V134H120ZM147 133V132H146ZM153 133V132H152ZM169 133V134H170ZM232 133V132H231ZM238 133V132H237ZM104 134V133H103ZM102 134V135H103ZM127 134V133H126ZM154 134V133H153ZM181 134H182V132H181ZM181 134H179V135H181ZM214 134H215V132H214ZM250 134V133H249ZM45 135V134H44ZM90 135H93V134H90ZM97 135V134H96ZM107 135V134H106ZM111 135V134H110ZM109 135V136H110ZM118 135V134H117ZM117 135H114V136H117ZM121 135V134H120ZM124 135V134H123ZM138 135V134H137ZM173 135V134H172ZM252 135V134H251ZM261 135V134H260ZM41 136H43V135H41ZM40 136V137H41ZM113 136V137H114ZM119 136V135H118ZM221 136V135H220ZM94 137H97V136H94ZM104 137H105V135H104ZM120 137V136H119ZM119 137H117V139L119 138ZM151 137H152V135H151ZM166 137V136H165ZM167 137H169V136H167ZM171 137V136H170ZM179 137V136H178ZM189 137H191V136H189ZM188 137V139H190ZM212 137V136H211ZM44 138V140L43 141H45V137H43ZM98 138V137H97ZM100 138V137H99ZM106 138V137H105ZM107 138H108V136H107ZM122 138V137H121ZM161 138V137H160ZM172 138H174V137H172ZM171 138V139H172ZM186 139H187V136L185 137ZM196 138V137H195ZM210 138V137H209ZM248 138V137H247ZM262 138V137H261ZM264 138V137H263ZM120 139V138H119ZM119 139H118V141H119ZM124 139V138H123ZM127 139V138H126ZM143 139V138H142ZM162 139V138H161ZM179 139V138H178ZM182 139H183V137H182ZM210 139H212V138H210ZM209 139V140H210ZM224 139V138H223ZM249 139V138H248ZM253 139H254V137H253ZM40 140V139H39ZM100 140V139H99ZM106 140V139H105ZM116 140V139H115ZM121 140V139H120ZM158 140V139H157ZM111 141V140H110ZM114 141V140H113ZM124 141V140H123ZM123 141H121V142H123ZM168 141V140H167ZM182 142H183V140H181ZM245 141V140H244ZM255 141V140H254ZM102 142V141H101ZM106 142H107V140H106ZM117 142V141H116ZM126 142V141H125ZM141 142H143L144 143V140L143 141H141ZM190 142V141H189ZM197 142H204V141H202V139L201 138H198V140H197ZM210 142V141H209ZM245 142H248V141H245ZM35 143V142H34ZM47 143V142H46ZM112 143V142H111ZM110 143V144H111ZM115 143V142H114ZM128 143V142H127ZM140 143V142H139ZM142 143V144H143ZM158 143V142H157ZM170 143V142H169ZM179 143H181V142H179ZM178 143V144H179ZM239 143V142H238ZM252 143V142H251ZM260 143H262L261 141H260ZM101 144V143H100ZM106 144V143H105ZM107 144H109V141L107 142ZM181 144H183V143H181ZM180 144V145H181ZM186 144H189V143H186V141H185V143H184V145H186ZM193 144V143H192ZM235 144V143H234ZM246 144V143H245ZM263 144V143H262ZM37 145V144H36ZM44 145V144H43ZM50 145V144H49ZM98 145H99V143H98ZM103 145H104V143H103ZM119 145V144H118ZM123 145H125V144H123ZM167 145V144H166ZM175 145V144H174ZM183 145V146H184ZM194 145V144H193ZM208 145V144H207ZM221 145V144H220ZM227 145V144H226ZM53 146H55V145H53ZM99 146H101V145H99ZM107 146V145H106ZM105 146V147H106ZM109 146V145H108ZM114 147H115V144L113 145ZM120 146H122V145H120ZM131 145H129V147H130ZM140 146H141V144H140ZM170 146V145H169ZM186 146H188V145H186ZM195 146V145H194ZM193 146V147H194ZM211 146V145H210ZM222 146V145H221ZM257 146H259V145H257ZM257 146H256V148H257ZM38 147V146H37ZM44 147V146H43ZM47 147V146H46ZM110 147H112L111 145H110ZM109 147V148H110ZM114 147H112L111 149H113ZM118 147V146H117ZM126 147V146H125ZM142 147H143V145H142ZM149 147V146H148ZM175 147V146H174ZM178 147V146H177ZM209 147V146H208ZM233 147V146H232ZM101 148V147H100ZM104 148V147H103ZM124 148V147H123ZM123 148H122V150H123ZM194 148H196V147H194ZM215 148V147H214ZM222 148V147H221ZM230 148V147H229ZM238 148V147H237ZM250 148V147H249ZM256 148H254V149H256ZM52 149V148H51ZM102 149V148H101ZM114 149H116V148H114ZM117 149H119V147L117 148ZM117 149H116V151H117ZM121 149V148H120ZM131 149V148H130ZM141 149V148H140ZM143 149V148H142ZM145 149V148H144ZM143 149V150H144ZM183 149V148H182ZM211 149V148H210ZM213 149V148H212ZM243 149V148H242ZM38 150V149H37ZM45 150V149H44ZM58 150V149H57ZM108 150V149H107ZM121 150V151H122ZM126 150V149H125ZM186 150V149H185ZM184 150V151H185ZM198 150H200L199 148H198ZM214 150V149H213ZM212 150V151H213ZM235 150V149H234ZM257 150V149H256ZM34 151V150H33ZM35 151H36V149H35ZM46 151H48V150H46ZM50 151V150H49ZM61 151V150H60ZM65 151V150H64ZM119 151V150H118ZM131 151V150H130ZM130 151H129V153H130ZM141 151V150H140ZM192 151L194 152V151H196V150H193L192 149ZM191 151V152H192ZM201 151V150H200ZM211 151V150H210ZM216 151H218V150H216ZM221 151V150H220ZM241 151V150H240ZM253 151V150H252ZM54 152V151H53ZM101 152H103V151H101ZM109 152V151H108ZM111 152V151H110ZM113 152V151H112ZM120 152V151H119ZM151 152H152V150H151ZM189 152V151H188ZM224 152V151H223ZM250 152V151H249ZM27 153H28V151H27ZM31 153V152H30ZM37 153V152H36ZM38 153H39V151H38ZM42 153V152H41ZM66 153V152H65ZM104 153H106V152H104ZM115 153V152H114ZM124 153V152H123ZM125 153H128V151L127 152H125ZM131 153H132V151H131ZM156 153V152H155ZM197 153L199 154V151H197ZM196 153V154H197ZM230 153H231V151H230ZM240 153V152H239ZM242 154H243V152H241ZM255 153V154H254ZM253 154L254 155H256V152H254ZM58 154V153H57ZM110 154V153H109ZM112 154V153H111ZM149 154H152V153H150L149 152ZM154 154V153H153ZM173 154V153H172ZM192 154V153H191ZM203 155H204V152L202 153ZM206 154V153H205ZM212 154H213V152L211 153V156H212ZM39 155V154H38ZM41 155V154H40ZM39 155V156H40ZM47 155V154H46ZM100 155V154H99ZM114 155V154H113ZM169 155V154H168ZM226 155V154H225ZM234 155V154H233ZM232 155V156H233ZM237 155V154H236ZM36 156V155H35ZM60 156H61V154H60ZM74 156V155H73ZM96 156H97V154H96ZM105 156H108V155H105ZM104 156V157H105ZM119 156V155H118ZM155 156V155H154ZM177 155H175V157H176ZM193 156V155H192ZM197 156V155H196ZM201 156V155H200ZM229 156H230V154H229ZM239 156V155H238ZM242 156V155H241ZM251 156V155H250ZM257 156V155H256ZM63 157V156H62ZM66 157V156H65ZM98 157V156H97ZM111 157V156H110ZM109 157V158H110ZM113 157H116V156H113ZM125 157H126V154H125ZM124 157V158H125ZM157 157V156H156ZM171 157V156H170ZM173 157V156H172ZM204 157V156H203ZM209 157V156H208ZM207 157V158H208ZM226 157H228V156H226ZM231 157V156H230ZM229 157V158H230ZM234 157V156H233ZM233 157H231V158H233ZM2 158V157H1ZM35 158H37V157H35ZM45 158V160H46V157H44ZM68 158V157H67ZM96 158V157H95ZM100 158V157H99ZM99 158H97V161L99 160ZM112 158V157H111ZM118 158V157H117ZM127 158V157H126ZM144 158V157H143ZM145 158H146V156H145ZM149 158V157H148ZM152 158V160H153V157H151ZM159 158V157H158ZM167 158V157H166ZM180 158V157H179ZM186 158V157H185ZM214 158V157H213ZM231 158H230V160H231ZM242 158V157H241ZM246 158V157H245ZM254 158V157H253ZM41 160H42V158H41ZM61 160H62V158H61ZM74 160H75V157H74ZM119 160H120V158H119ZM168 160H169V158H168ZM172 160H173V158H172ZM198 160H199V158H198ZM204 160H206V158H203V162H204ZM1 161V160H0ZM47 161V160H46ZM51 161H52V158H51ZM66 161V160H65ZM68 161V160H67ZM66 161V162H67ZM110 161V160H109ZM115 161V160H114ZM134 161V160H133ZM158 161V160H157ZM170 161V160H169ZM194 161V160H193ZM210 161V160H209ZM221 161V160H220ZM50 162V161H49ZM77 161H75V163H76ZM118 162V161H117ZM116 162V163H117ZM121 162L122 161H120L119 162V164H121ZM147 162V161H146ZM146 162H144V163H146ZM180 162V161H179ZM206 162H207V160H206ZM223 162V161H222ZM69 163H71V162H69ZM100 163V162H99ZM99 163H97V164H99ZM168 163V162H167ZM183 163V162H182ZM200 163V162H199ZM53 164V163H52ZM55 164V163H54ZM77 164V163H76ZM110 164V163H109ZM147 164V163H146ZM169 164V163H168ZM173 164H174V161H173ZM193 164V163H192ZM59 165V164H58ZM72 165V164H71ZM111 165V164H110ZM124 165V164H123ZM133 165V164H132ZM162 165V164H161ZM176 165V164H175ZM206 165V164H205ZM209 165V164H208ZM241 165V164H240ZM65 166V165H64ZM99 166V165H98ZM97 166V167H98ZM116 166V165H115ZM147 166V165H146ZM166 166H167V164H166ZM166 166H164V167H166ZM178 166V165H177ZM242 166V165H241ZM240 166V167H241ZM55 167V166H54ZM58 167V166H57ZM69 167V166H68ZM111 167V166H110ZM120 167H122V166H120ZM119 167V168H120ZM124 167V166H123ZM153 167V166H152ZM155 167V166H154ZM181 167V166H180ZM184 167V166H183ZM209 167V166H208ZM221 167V166H220ZM60 168V167H59ZM66 168V167H65ZM78 168V167H77ZM125 168H127V167H125ZM135 168V167H134ZM144 168V167H143ZM150 168V167H149ZM167 168V167H166ZM186 168V167H185ZM191 168V167H190ZM203 168V167H202ZM201 168V169H202ZM242 168V167H241ZM240 168V169H241ZM58 169V168H57ZM56 169V170H57ZM69 169V168H68ZM85 169H87V168H85ZM90 169V168H89ZM88 169V170H89ZM96 169V168H95ZM95 169L94 170H92V169H90V170H92V171H95ZM113 169V168H112ZM140 169V168H139ZM145 169V168H144ZM162 169V168H161ZM169 169V168H168ZM178 169V168H177ZM180 169V168H179ZM200 169V168H199ZM199 169H197V170H199ZM207 169V168H206ZM209 169V168H208ZM235 169H237V168H235ZM66 170V169H65ZM71 170V169H70ZM76 170H78V169H76ZM83 170V169H82ZM114 170V169H113ZM113 170H112V172H113ZM134 169H132V171H133ZM150 170V169H149ZM148 170V171H149ZM183 168H182V172H183ZM186 170V169H185ZM184 170V171H185ZM188 170V169H187ZM196 170V169H195ZM55 171V170H54ZM59 171V170H58ZM109 171H110V169H109ZM126 171V170H125ZM140 171H142V170H140ZM166 171V170H165ZM217 171V170H216ZM233 171V170H232ZM238 171V170H237ZM247 171V170H246ZM254 171V170H253ZM263 171V170H262ZM71 172V171H70ZM72 172H74V170L72 171ZM71 172V173H72ZM123 172V171H122ZM174 172V171H173ZM178 172V171H177ZM221 172V171H220ZM226 172V171H225ZM239 172V171H238ZM261 172V171H260ZM61 173V172H60ZM65 173V172H64ZM74 173H76V172H74ZM91 173V172H90ZM92 173H94V172H92ZM111 173V172H110ZM133 173V172H132ZM131 173V174H132ZM166 173V172H165ZM170 173V172H169ZM181 173V172H180ZM209 173V172H208ZM232 173V172H231ZM252 173V172H251ZM55 174V173H54ZM57 174H59V173H57ZM95 174V173H94ZM115 174V173H114ZM113 174V175H114ZM117 174V173H116ZM134 174V173H133ZM143 174V173H142ZM155 174V173H154ZM158 174V173H157ZM177 174V173H176ZM184 174H185V172H184ZM201 174V173H200ZM232 174H234V173H232ZM28 175V174H27ZM73 175V174H72ZM77 175V174H76ZM86 175V174H85ZM90 175H92V174H90ZM96 175H97V172H96ZM109 175H111V174H109ZM123 175V174H122ZM136 175V174H135ZM159 175V174H158ZM164 175V174H163ZM171 175V177L173 176V175H175V174H170ZM169 175V176H170ZM191 175V174H190ZM210 175V174H209ZM260 175H261V173H260ZM37 176V175H36ZM40 176H42V175H40ZM56 176V175H55ZM78 176V175H77ZM76 176V177H77ZM81 176H82V172H81ZM94 176V175H93ZM116 176H118V175H116ZM133 176V175H132ZM131 176V177H132ZM160 176V175H159ZM168 176V177H169ZM186 176V175H185ZM195 176H196V174H195ZM213 176V175H212ZM236 176H238V175H236ZM38 177V176H37ZM88 177V176H87ZM97 177V176H96ZM124 177V176H123ZM134 177V176H133ZM153 177V176H152ZM181 177V176H180ZM194 177V176H193ZM216 177V176H215ZM219 177V176H218ZM259 177V176H258ZM54 178V177H53ZM79 178H81V177H79ZM94 178V177H93ZM119 178V177H118ZM117 178V179H118ZM142 178V177H141ZM148 178V177H147ZM151 178V177H150ZM184 178V177H183ZM201 178V177H200ZM221 178V177H220ZM250 178V177H249ZM11 179V178H10ZM17 179H18V177H17ZM35 179V178H34ZM33 179V180H34ZM39 179H40V177H39ZM159 179V178H158ZM171 179V178H170ZM177 179H179V177L177 178ZM177 179H175V181L177 180ZM182 179V178H181ZM180 179V180H181ZM187 179V178H186ZM196 179V178H195ZM199 179V178H198ZM197 179V180H198ZM211 179V178H210ZM225 179V178H224ZM230 179V178H229ZM244 179H245V177H244ZM13 180H15V179H13ZM29 180V179H28ZM38 180V179H37ZM93 180V179H92ZM116 180V179H115ZM150 180V179H149ZM167 180V179H166ZM200 180H202V179H200ZM212 180V179H211ZM220 180V179H219ZM250 180V179H249ZM21 181V180H20ZM27 181V180H26ZM53 181H55V179L53 180ZM96 181H97V178H96ZM131 181V180H130ZM152 181V180H151ZM169 181V180H168ZM225 181H227V180H225ZM237 181V180H236ZM239 181V180H238ZM31 182V181H30ZM44 182V181H43ZM81 182H83V181H81ZM85 182V181H84ZM83 182V183H84ZM116 182V181H115ZM114 182V183H115ZM119 182H122V181H119ZM135 182V181H134ZM210 182V181H209ZM222 182H224V181H222ZM221 182V183H222ZM235 182V181H234ZM250 182V181H249ZM259 182V181H258ZM15 183H17V181H15ZM14 183V184H15ZM49 183H51V182H49ZM54 183V182H53ZM94 183V182H93ZM100 183V182H99ZM113 183V182H112ZM114 183L112 184V185H114ZM127 183V182H126ZM155 183V182H154ZM158 182H156V184H157ZM171 183V182H170ZM179 183V182H178ZM184 183V182H183ZM186 183V182H185ZM191 183V182H190ZM194 183V182H193ZM197 183H198V181H197ZM217 183V182H216ZM220 183V184H221ZM238 183V182H237ZM236 183V184H237ZM13 184V183H12ZM21 184V183H20ZM30 184V183H29ZM31 184H33V185H36L35 183H32L31 182ZM52 184V183H51ZM80 184V183H79ZM111 184V183H110ZM110 184H108V185H110ZM121 184V183H120ZM147 185H148V183H146ZM186 184H188V183H186ZM194 184H196V183H194ZM201 184V183H200ZM200 184H199V187H200ZM223 184H225V183H223ZM232 184V183H231ZM245 184V183H244ZM261 184V183H260ZM259 184V185H260ZM263 185H264V183H262ZM22 185V184H21ZM25 185V184H24ZM37 185H38V183H37ZM42 185V184H41ZM44 185H46V184H44ZM54 185V184H53ZM81 185V184H80ZM89 185V184H88ZM122 185V184H121ZM134 185V184H133ZM144 185V184H143ZM170 185V184H169ZM190 185V184H189ZM214 185V184H213ZM246 185V184H245ZM248 185V184H247ZM257 185V184H256ZM43 186V185H42ZM55 186V185H54ZM82 186V185H81ZM93 186V185H92ZM97 186H99V185H97ZM129 186V185H128ZM137 186V185H136ZM168 186V185H167ZM166 186V187H167ZM173 186V185H172ZM188 186V185H187ZM186 186V187H187ZM196 186V185H195ZM194 186V187H195ZM231 186V185H230ZM233 186V185H232ZM242 186V185H241ZM244 186V185H243ZM249 186V185H248ZM262 186V185H261ZM10 187V186H9ZM12 187H14L12 190H11V193L12 194H14V193H16V190H18L19 189V187L17 186V184H15L14 186H12L11 185V188ZM28 187V186H27ZM45 187V186H44ZM52 187V186H51ZM56 187V186H55ZM87 187V186H86ZM95 186H93L92 188H94ZM104 187H106V186H104ZM108 187V186H107ZM145 187V186H144ZM175 187H176V185H175ZM178 187V186H177ZM225 187V186H224ZM22 189H24L25 187H21ZM31 188V187H30ZM37 188V187H36ZM39 188V187H38ZM54 188V187H53ZM90 188H91V185H90ZM112 188H113V186H112ZM115 188V187H114ZM124 188V187H123ZM149 188V187H148ZM151 188H154V187H151ZM191 188H192V186H191ZM207 188V187H206ZM229 188V187H228ZM243 188V187H242ZM245 189H246V187H244ZM257 187H255V189H256ZM16 189V190H15ZM27 189H29V188H27ZM47 189V188H46ZM102 189V188H101ZM109 189V188H108ZM111 189V188H110ZM125 189V188H124ZM169 189H170V187H169ZM175 189V188H174ZM174 189H173V191H174ZM183 189H184V187H183ZM198 189V188H197ZM237 189V188H236ZM244 189V190H245ZM2 190H5V189H3V187H2V185H1V183H0V193H1V191ZM26 190V189H25ZM31 190H33V189H31ZM51 190V189H50ZM55 190V189H54ZM103 190V189H102ZM102 190H101V192H102ZM140 190V189H139ZM163 190V189H162ZM180 190V189H179ZM194 192H195V190L194 189H192ZM201 190V189H200ZM205 190V189H204ZM234 190V189H233ZM258 190V189H257ZM261 190V189H260ZM22 191V190H21ZM44 191H45V189H44ZM53 191V190H52ZM51 191V192H52ZM59 191V190H58ZM87 191V190H86ZM110 191H112L113 192V190H110ZM119 191V190H118ZM129 191V190H128ZM161 191V190H160ZM165 191V190H164ZM171 192H172V190H170ZM176 191V190H175ZM209 191V190H208ZM213 191V190H212ZM217 191H219V190H217ZM236 191V190H235ZM241 191V190H240ZM253 191V190H252ZM264 191V190H263ZM5 192V191H4ZM4 192H2V193H4ZM9 192V191H8ZM31 192H33V191H31ZM30 192V193H31ZM48 192H50L49 190H48ZM50 192V193H51ZM56 192H57V190H56ZM93 192H94V190H93ZM98 192H99V190H98ZM126 192V191H125ZM130 192H131V190H130ZM136 192V191H135ZM167 192V191H166ZM191 192V191H190ZM189 192V193H190ZM196 192H200L199 190L198 191H196ZM226 192H228V191H226ZM242 192V191H241ZM240 192V193H241ZM256 192V191H255ZM260 192V191H259ZM45 193V192H44ZM86 193V192H85ZM88 193H89V190H88ZM108 193V192H107ZM107 193H105V194H107ZM110 193V192H109ZM123 193V192H122ZM134 193V192H133ZM146 193H148L147 192V189H146ZM163 193V192H162ZM193 193V192H192ZM235 193V192H234ZM21 194H22V192H21ZM33 194V193H32ZM38 194H39V192H38ZM52 194V193H51ZM50 194V195H51ZM56 194V193H55ZM58 194V193H57ZM83 194V193H82ZM101 194V193H100ZM120 194V193H119ZM165 194V193H164ZM179 194V193H178ZM180 194H181V192H180ZM183 194V193H182ZM186 194V193H185ZM196 194V193H195ZM198 194H200V193H197V196H198ZM249 194V193H248ZM260 194V193H259ZM3 195H5V193L3 194ZM2 195V197H6V195L5 196H3ZM8 196L7 197H9V193L7 194ZM15 195H17V194H15ZM89 195V194H88ZM91 195V194H90ZM97 195V194H96ZM103 195H104V193H103ZM115 195V194H114ZM129 195V194H128ZM132 195V194H131ZM134 195V194H133ZM184 195V194H183ZM205 195H206V193H205ZM224 195V194H223ZM230 195V194H229ZM232 195V194H231ZM236 195V194H235ZM242 195V194H241ZM247 195V194H246ZM10 196H13V195H10ZM35 196V195H34ZM43 196V195H42ZM74 196H77V194L76 195H74ZM86 196V195H85ZM84 196V197H85ZM95 196V195H94ZM93 196V197H94ZM99 196V195H98ZM107 196V195H106ZM124 196V195H123ZM185 196V195H184ZM195 196V195H194ZM257 196V195H256ZM1 197V196H0ZM18 197V196H17ZM36 197V196H35ZM38 197V196H37ZM44 197V196H43ZM53 197V196H52ZM78 197V196H77ZM82 197V196H81ZM88 197H90V196H88ZM109 197H111V196H109ZM114 196H112V198H113ZM129 197V196H128ZM149 197L150 196H148V199H149ZM173 197V196H172ZM179 197V196H178ZM196 197V196H195ZM206 197V196H205ZM221 197V196H220ZM233 197V196H232ZM242 197V196H241ZM244 197V196H243ZM242 197V198H243ZM248 197H250L249 195H248ZM259 197V196H258ZM14 198V197H13ZM18 198H21V196H19ZM32 199H33V197H31ZM45 198V197H44ZM92 197H90V199H91ZM97 198V197H96ZM182 198V197H181ZM189 198V197H188ZM187 198V199H188ZM200 198V197H199ZM204 198V197H203ZM202 198V199H203ZM227 198V197H226ZM247 198V197H246ZM260 198V197H259ZM2 199V198H1ZM12 199V198H11ZM54 199V198H53ZM82 199H84V198H82ZM88 199V198H87ZM124 199V198H123ZM138 199V198H137ZM177 199V198H176ZM184 199V198H183ZM196 199V198H195ZM241 199V198H240ZM249 199V198H248ZM261 199V198H260ZM7 200V199H6ZM15 200H17V199H15ZM26 200V199H25ZM35 200V199H34ZM46 200V199H45ZM86 200V199H85ZM102 200V199H101ZM101 200H99V201H101ZM105 199H103V201H104ZM111 200V199H110ZM115 200V199H114ZM118 200V199H117ZM121 200V199H120ZM143 200V199H142ZM151 200H153V198L151 199ZM163 200V199H162ZM172 200V199H171ZM182 199H180L179 201H181ZM244 200V199H243ZM247 200V199H246ZM245 200V201H246ZM4 201V200H3ZM14 201V200H13ZM13 201H12V204H13ZM27 201H28V199H27ZM30 201V200H29ZM32 201V200H31ZM56 201V200H55ZM109 201V200H108ZM140 201V200H139ZM175 201V200H174ZM184 201H185V199H184ZM203 201H204V199H203ZM207 201H209L208 199H207ZM224 201V200H223ZM242 201V200H241ZM244 201V202H245ZM262 201V200H261ZM26 202V201H25ZM90 202V201H89ZM95 202V201H94ZM107 202V201H106ZM106 202H105V204H106ZM109 202H111V201H109ZM118 202V201H117ZM125 202H126V200H125ZM128 202V201H127ZM143 202V201H142ZM165 202V201H164ZM189 202H190V199H189ZM189 202H187V203H189ZM215 202V201H214ZM229 202V201H228ZM243 202V201H242ZM251 201H249V203H250ZM264 202V200L262 201V203ZM4 203V202H3ZM24 203V202H23ZM85 203V202H84ZM97 203V202H96ZM99 203V202H98ZM100 203H102V202H100ZM112 203V202H111ZM124 204V202H122L121 201V204ZM166 203V202H165ZM191 203V202H190ZM189 203V204H190ZM205 203H207L206 201H205ZM230 203V202H229ZM228 203V204H229ZM258 203V202H257ZM10 204V203H9ZM8 204V205H9ZM27 204V203H26ZM54 204V203H53ZM87 204H88V202H87ZM103 204V203H102ZM108 204V203H107ZM148 204H150V202L148 203ZM169 204V203H168ZM167 204V205H168ZM173 204V203H172ZM171 204V205H172ZM174 204H175V202H174ZM186 204V203H185ZM197 204V203H196ZM213 204V203H212ZM218 204V203H217ZM248 204V203H247ZM19 205H22V204H19ZM33 205V204H32ZM36 205V204H35ZM44 205H46V204H44ZM56 205V204H55ZM58 205V204H57ZM85 205V204H84ZM93 205V204H92ZM96 205V204H95ZM104 205V204H103ZM119 205V204H118ZM138 205V204H137ZM141 205V204H140ZM180 205V204H179ZM183 205V204H182ZM188 205V204H187ZM190 205H192V203L190 204ZM198 205V204H197ZM203 205H204V203H203ZM24 206V205H23ZM48 206H49V204H48ZM90 206H91V204H90ZM90 206H88V207H90ZM135 206V205H134ZM154 206V205H153ZM166 206V205H165ZM170 206V205H169ZM174 206H177V205H174ZM189 206V205H188ZM194 205H192V207H193ZM196 206V205H195ZM204 206H208L207 208H210L211 206H209V205H207V204H205ZM239 206V205H238ZM244 206H245V204H244ZM249 206V205H248ZM1 207H3V206H1ZM7 207V206H6ZM5 207V208H6ZM25 207H27V205H25ZM42 207V206H41ZM51 207H52V205H51ZM50 207V208H51ZM58 207V206H57ZM95 207V206H94ZM104 207H105V205H104ZM104 207H103V209H104ZM106 207H107V205H106ZM105 207V208H106ZM120 207V206H119ZM127 207V206H126ZM178 207V206H177ZM241 207V206H240ZM4 208V207H3ZM4 208V209H5ZM59 208V207H58ZM57 208V209H58ZM102 208V207H101ZM108 208V207H107ZM106 208V209H107ZM118 208V207H117ZM142 208V207H141ZM145 208V207H144ZM155 208V207H154ZM158 208V207H157ZM194 208V207H193ZM206 208V209H207ZM213 208H215V207H213ZM227 208V207H226ZM229 208H231V206L229 207ZM242 208V207H241ZM38 209V208H37ZM56 209V208H55ZM90 209V208H89ZM98 209V208H97ZM105 209V210H106ZM112 209H113V206H112ZM125 209V208H124ZM174 209V208H173ZM179 209V208H178ZM247 209V208H246ZM31 210H32V208H31ZM34 210H35V207H34ZM93 210V209H92ZM108 210V209H107ZM116 210V209H115ZM144 210V209H143ZM156 210V209H155ZM161 210H163L162 208H161ZM160 210V211H161ZM180 210V209H179ZM190 210H191V208H190ZM209 210H213V209H209ZM220 210V209H219ZM3 211V210H2ZM25 211V210H24ZM50 211H51V209H50ZM49 211V212H50ZM56 211V210H55ZM59 211V210H58ZM85 211H86V209H85ZM94 211V210H93ZM92 211V212H93ZM112 211V210H111ZM124 211V210H123ZM182 211V210H181ZM188 211V210H187ZM194 211V210H193ZM205 211V210H204ZM230 211V210H229ZM239 211V210H238ZM256 211V210H255ZM34 212V211H33ZM52 212V211H51ZM54 212V211H53ZM57 212V211H56ZM55 212V213H56ZM97 212H100V210L98 211L97 210ZM107 212V211H106ZM128 212V211H127ZM131 212V211H130ZM138 212H139V209H138ZM170 212V211H169ZM173 212V211H172ZM189 212V211H188ZM191 212V211H190ZM208 212V211H207ZM210 212V211H209ZM216 212V211H215ZM246 212V211H245ZM3 214H4V212H2ZM35 213H36V210H35ZM39 213H40V211H39ZM42 213V212H41ZM48 213V212H47ZM46 213V214H47ZM58 213V212H57ZM56 213V214H57ZM87 213V212H86ZM93 213H95V212H93ZM102 213V212H101ZM141 213V212H140ZM143 213V212H142ZM159 213V212H158ZM174 213H176V212H174ZM197 213V212H196ZM217 213V212H216ZM258 213V212H257ZM46 214H45V216H46ZM52 214V213H51ZM104 214V213H103ZM102 214V215H103ZM113 214V213H112ZM117 214V213H116ZM115 214V215H116ZM138 214V213H137ZM161 214H162V212H161ZM183 214V213H182ZM189 214V216H190V214H192V213H188ZM219 214V213H218ZM235 214V213H234ZM236 214H237V212H236ZM260 214V213H259ZM262 214V213H261ZM36 215H37V213H36ZM40 215V214H39ZM43 215V214H42ZM58 215V214H57ZM98 215V214H97ZM96 215V217H97V219L96 220H98V216ZM110 215H111V213H110ZM134 215V214H133ZM174 215V214H173ZM176 215H177V213H176ZM179 215V214H178ZM205 215V214H204ZM222 215V214H221ZM227 215V214H226ZM0 216H1V214H0ZM4 216V215H3ZM2 216V217H3ZM38 216V215H37ZM49 216V215H48ZM106 216V215H105ZM114 216V215H113ZM122 216V215H121ZM124 216V215H123ZM128 216V215H127ZM144 216V215H143ZM181 216V215H180ZM185 216V215H184ZM195 216V215H194ZM197 216V215H196ZM203 216V215H202ZM244 216V215H243ZM243 216H242V218H243ZM263 216V215H262ZM36 217V216H35ZM51 217V216H50ZM59 217V216H58ZM62 217V216H61ZM87 217H89V216H87ZM108 217L110 218V216L108 215ZM124 217H126V216H124ZM123 217V218H124ZM129 217V216H128ZM163 217V216H162ZM210 218H212V214L210 213V216H209ZM227 217V216H226ZM232 217V216H231ZM237 217H239L238 215H237ZM247 217V216H246ZM251 217V216H250ZM250 217H248V218H250ZM255 217V216H254ZM46 219H47V217H45ZM85 218V217H84ZM122 218V219H123ZM164 218H167L168 219V217H164ZM189 218V217H188ZM187 218V219H188ZM197 218V217H196ZM200 218V217H199ZM214 218L216 219V217H215V215H214ZM223 218V217H222ZM257 218H258V216H257ZM260 218V220L263 218V217H259ZM41 219H42V217H41ZM50 219V218H49ZM87 219V218H86ZM91 219H93L92 217H91ZM95 219V218H94ZM100 219V218H99ZM111 219H113L112 217H111ZM110 219V220H111ZM126 219V218H125ZM140 219V218H139ZM142 219H143V217H142ZM141 219V220H142ZM149 219H150V217H149ZM166 219V220H167ZM179 219V218H178ZM2 220V219H1ZM52 220V219H51ZM57 220V219H56ZM104 220V219H103ZM115 220V219H114ZM130 220V219H129ZM144 220H146V219H144ZM164 220V219H163ZM165 220V221H166ZM185 220V219H184ZM189 220V219H188ZM193 220V219H192ZM251 220V219H250ZM262 220H264V218L262 219ZM48 221V220H47ZM53 221H54V218H53ZM64 221V220H63ZM89 221V220H88ZM95 221V220H94ZM99 221V220H98ZM101 221V220H100ZM107 221V220H106ZM109 221V220H108ZM120 220H118V222H119ZM126 221H128V220H126ZM125 221V222H126ZM148 221H150V220H148ZM190 221V220H189ZM208 221V220H207ZM215 221V220H214ZM226 221V220H225ZM252 221V220H251ZM41 222V221H40ZM50 222H52V221H50ZM79 223H81L80 221H78ZM77 222V223H78ZM95 222H97V221H95ZM104 222V221H103ZM123 222V221H122ZM168 222H169V220H168ZM168 222H164L165 224L166 223H168ZM184 222V221H183ZM240 222V221H239ZM261 222V221H260ZM259 222V223H260ZM44 223V222H43ZM45 223H46V221H45ZM48 223V222H47ZM58 223V222H57ZM82 223H85V222H82ZM121 223V222H120ZM145 223V222H144ZM191 223H193V221H191ZM195 223H198V222H195ZM59 224H61V223H59ZM87 224V223H86ZM85 224V225H86ZM93 224V223H92ZM97 224V223H96ZM116 224H118L117 222H116ZM125 224V223H124ZM142 224V223H141ZM38 225H40L39 223H38ZM43 225H45V224H43ZM80 225V224H79ZM94 225V224H93ZM99 225V224H98ZM97 225V226H98ZM102 225V224H101ZM107 225H108V222H107ZM110 225H111V222H110ZM119 225V224H118ZM152 225V224H151ZM157 225V224H156ZM168 225H172V224H168ZM185 225V224H184ZM237 225V224H236ZM250 225V224H249ZM2 227H3V225H1ZM58 226V225H57ZM62 226V225H61ZM64 226V225H63ZM63 226H62V228H63ZM91 226V225H90ZM95 226V225H94ZM100 226V225H99ZM113 226V225H112ZM126 226H127V224H126ZM144 226V225H143ZM164 226V225H163ZM166 226H167V224H166ZM187 226V225H186ZM218 226V225H217ZM232 226V225H231ZM37 227V226H36ZM44 227V226H43ZM46 227V226H45ZM89 227V226H88ZM114 227V226H113ZM122 227H124V226H122ZM155 227V226H154ZM165 227V226H164ZM168 227V226H167ZM190 227V226H189ZM199 227H200V225H199ZM207 227V226H206ZM213 227V229L215 230L214 232V234H216V235H220V233H221V228L219 229V228H217V227H215V225L214 226H212ZM222 227H224V226H222ZM250 227H252V225L250 226ZM40 228V227H39ZM67 228H68V226H67ZM75 228V227H74ZM77 228V227H76ZM86 228H87V226H86ZM101 228V227H100ZM107 228V227H106ZM109 228V227H108ZM116 228H117V225H116ZM119 228H121L120 226H119ZM125 229H126V227H124ZM128 228V227H127ZM210 228V227H209ZM231 228V227H230ZM236 228V227H235ZM242 228V227H241ZM255 228H256V226H255ZM6 228H5V226H4V229L2 230V231H4ZM58 229H59V227H58ZM64 229V228H63ZM66 229V228H65ZM158 229V228H157ZM162 229V228H161ZM198 229V228H197ZM196 229V230H197ZM237 229V228H236ZM244 229V228H243ZM36 230V229H35ZM44 230V229H43ZM46 230V229H45ZM75 230H77V229H75ZM80 230V229H79ZM92 230V229H91ZM100 230V229H99ZM101 230H103V229H101ZM110 230V229H109ZM149 230V229H148ZM152 230V229H151ZM193 230V229H192ZM201 231H202V228L200 229ZM210 230V229H209ZM212 230V229H211ZM210 230V231H211ZM32 231H33V229H32ZM39 231H40V229H39ZM49 231V230H48ZM105 231H106V229H105ZM108 231V230H107ZM106 231V232H107ZM123 231V230H122ZM156 231V230H155ZM165 231V230H164ZM168 231V230H167ZM200 231V232H201ZM242 231V230H241ZM8 232V231H7ZM41 232V231H40ZM45 232V231H44ZM57 232H58V230H57ZM63 232V231H62ZM81 232V231H80ZM97 232V231H96ZM132 232V231H131ZM134 232V231H133ZM152 232H154V231H152ZM171 232V231H170ZM189 232V231H188ZM199 232V233H200ZM263 232V231H262ZM4 233V235L6 234L5 232H3ZM79 233V232H78ZM109 233V232H108ZM116 233H117V231H116ZM123 233V232H122ZM125 233V232H124ZM127 233H128V231H127ZM160 233V232H159ZM174 233V232H173ZM176 233V232H175ZM196 232H194V233H192V234H195ZM203 233V232H202ZM201 233V234H202ZM223 233V232H222ZM28 234V233H27ZM34 234V233H33ZM41 234H42V232H41ZM68 234V233H67ZM80 234V233H79ZM83 234V233H82ZM113 234V233H112ZM119 234V233H118ZM120 234H121V232H120ZM153 234V233H152ZM155 234V233H154ZM191 234V235H192ZM201 234H200V236H201ZM213 234V233H212ZM212 234L210 235V236H212ZM223 234H225V233H223ZM248 234V233H247ZM264 234V233H263ZM2 235V234H1ZM1 235H0V237H1ZM46 235H48V234H46ZM51 235V234H50ZM58 235V234H57ZM61 235V234H60ZM77 235V234H76ZM101 235V234H100ZM107 235V234H106ZM109 235V234H108ZM125 235H126V233H125ZM132 235V234H131ZM156 235V234H155ZM162 235V234H161ZM172 235V234H171ZM181 235V234H180ZM199 235V234H198ZM206 235V234H205ZM208 235V234H207ZM222 235V234H221ZM258 235V234H257ZM30 236V235H29ZM34 236V235H33ZM42 236V235H41ZM54 236V235H53ZM73 236V235H72ZM80 236V235H79ZM113 236L115 237V235L113 234ZM112 236V237H113ZM122 236V235H121ZM140 236V235H139ZM153 237H154V235H152ZM158 236V235H157ZM156 236V237H157ZM165 236V235H164ZM168 236V235H167ZM177 236H178V234H177ZM203 236H204V234H203ZM243 236V235H242ZM19 237V236H18ZM24 238H25V236H23ZM22 237V238H23ZM49 237V236H48ZM61 237V236H60ZM63 237V236H62ZM61 237V238H62ZM70 237V236H69ZM96 237V236H95ZM102 237V236H101ZM113 237V238H114ZM123 237H124V235H123ZM162 237V236H161ZM187 237V236H186ZM199 237V236H198ZM202 237V236H201ZM224 237V236H223ZM2 238V237H1ZM15 238H17V236H15ZM30 238H31V236H30ZM55 238V237H54ZM78 238V237H77ZM99 238V237H98ZM129 238V237H128ZM163 238V237H162ZM178 238V240H179V237H177ZM191 238V237H190ZM195 238V237H194ZM193 238V239H194ZM196 238H197V236H196ZM205 238V237H204ZM212 238V237H211ZM226 238V237H225ZM257 238V237H256ZM27 239V238H26ZM32 239V238H31ZM37 239V238H36ZM48 239V238H47ZM52 239V238H51ZM59 239V238H58ZM100 239V238H99ZM117 239V238H116ZM146 239V238H145ZM164 239V238H163ZM183 239V238H182ZM188 239V238H187ZM248 239V238H247ZM262 239V238H261ZM24 240V239H23ZM30 239H28V241H29ZM40 240H41V238H40ZM49 240L50 239H48V242H49ZM55 240V239H54ZM53 240V241H54ZM81 240V239H80ZM84 240H85V238H84ZM98 240V239H97ZM127 240V239H126ZM131 240V239H130ZM135 240H137V239H135ZM153 240H154V238H153ZM175 240V239H174ZM178 240H176V241H178ZM211 240V239H210ZM209 240V241H210ZM217 240V239H216ZM224 238H222V237H219V243L221 244V246L223 245L224 246ZM229 240V239H228ZM257 240H259V238H257ZM263 240V239H262ZM21 241H22V239H21ZM36 241H38V240H36ZM116 241V240H115ZM158 241V240H157ZM184 240H182V242H183ZM190 241V240H189ZM197 241V240H196ZM207 241V240H206ZM215 241V240H214ZM237 241V240H236ZM56 242H57V240H56ZM72 242V241H71ZM129 242H132V241H129ZM128 242V243H129ZM154 242V241H153ZM167 242V241H166ZM191 242V241H190ZM205 242V241H204ZM251 242H252V240H251ZM260 242V241H259ZM263 242V241H262ZM50 243V242H49ZM135 243V242H134ZM137 243V242H136ZM148 243H150V242H148ZM173 243V242H172ZM189 243V242H188ZM199 243V242H198ZM197 243V244H198ZM207 243H209V242H207ZM258 243V242H257ZM257 243H255V244H257ZM45 244H46V242H45ZM143 244V243H142ZM183 244H184V242H183ZM194 244H196V243H194ZM200 244V243H199ZM214 244V243H213ZM217 244V243H216ZM215 244V245H216ZM240 244V243H239ZM261 244V243H260ZM15 245V244H14ZM35 245V244H34ZM42 245V244H41ZM48 245V244H47ZM46 245V246H47ZM54 245H55V243H54ZM61 245V244H60ZM64 245V244H63ZM82 245V244H81ZM133 245V244H132ZM135 245V244H134ZM144 245V244H143ZM177 245H178V243H177ZM214 245V246H215ZM254 245V244H253ZM259 245V244H258ZM45 246V245H44ZM125 246V245H124ZM145 246V245H144ZM169 246V245H168ZM180 246V245H179ZM187 246L188 247H190L188 244H187ZM199 246V245H198ZM206 246H207V244H206ZM222 246V247H223ZM225 246H229V248L231 247V248H235V247H237V248H239L238 247V245L236 244V243H233V241L232 240H229V245H225ZM240 246V245H239ZM262 246V245H261ZM31 247V246H30ZM54 247V246H53ZM57 247H58V245H57ZM137 247H138V245H137ZM172 247V246H171ZM175 247V246H174ZM187 247V248H188ZM194 247H196L195 245H194ZM211 247V246H210ZM217 247V246H216ZM2 248V247H1ZM19 248V247H18ZM17 248V249H18ZM42 248V247H41ZM46 248V247H45ZM50 248V247H49ZM48 248V249H49ZM55 248V247H54ZM149 248V247H148ZM153 248V247H152ZM184 248V247H183ZM187 248H186V250H187ZM197 248V247H196ZM196 248H195V250L193 251V252H195L196 251ZM199 248V247H198ZM218 248H220V247H218ZM228 248V247H227ZM226 248V249H227ZM248 248V247H247ZM260 248V247H259ZM26 249H27V247H26ZM38 249V248H37ZM156 249V248H155ZM189 249H191L190 251H192V249L193 248H189ZM225 249V248H224ZM224 249H222V250H224ZM262 249V248H261ZM21 250V249H20ZM23 250H24V248H23ZM56 248H55V252H56ZM147 250V249H146ZM162 250V249H161ZM178 250V249H177ZM234 250V249H233ZM263 250V249H262ZM18 251V250H17ZM17 251H15V252H17ZM164 251V250H163ZM217 251V250H216ZM219 251V250H218ZM239 251V250H238ZM23 252V251H22ZM35 252V251H34ZM33 252V253H34ZM41 252V251H40ZM50 252V251H49ZM58 252H59V250H58ZM136 252V251H135ZM162 252V251H161ZM178 252V251H177ZM188 252V251H187ZM186 252V253H187ZM231 252H232V250H231ZM243 252V251H242ZM244 252H245V250H244ZM2 253H4V250H3V252ZM20 253V252H19ZM24 253V252H23ZM48 253V252H47ZM51 253V252H50ZM149 253H150V251H149ZM154 253H155V251H154ZM167 253V252H166ZM165 253V254H166ZM170 253V252H169ZM190 253L191 252H189V255H190ZM240 253H241V251H240ZM245 253H247V252H245ZM5 254V253H4ZM27 254V253H26ZM35 254H36V252H35ZM45 254V253H44ZM52 254H54V252L52 253ZM78 254H80L79 252H78ZM142 254V253H141ZM146 254H147V252H146ZM172 254V253H171ZM181 254H182V252H181ZM193 254H195V253H193ZM213 254V253H212ZM216 254H218V253H216ZM20 255V254H19ZM22 255V254H21ZM20 255V256H21ZM36 255H38V254H36ZM40 255H41V253H40ZM144 255V254H143ZM169 255V254H168ZM185 256H183V257H186V254H184ZM189 255H188V258H189ZM198 255V254H197ZM197 255H195V256H197ZM211 255V254H210ZM33 255H31V257H32ZM39 256V255H38ZM54 256H55V254H54ZM58 256V255H57ZM172 256V255H171ZM175 256V255H174ZM194 256V257H195ZM213 256H215L214 254H213ZM31 257H30V259H31ZM43 257V256H42ZM48 257V256H47ZM51 257H53V256H51ZM51 257H49L50 259H51ZM61 257V256H60ZM139 257V256H138ZM146 257V256H145ZM149 257V256H148ZM154 257H155V254H154ZM176 257V256H175ZM182 257V258H183ZM193 257V256H192ZM206 257V256H205ZM216 257H217V255H216ZM5 258H8V257H5ZM36 258H38V257H36ZM48 258V259H49ZM136 258V257H135ZM198 258V257H197ZM196 258V259H197ZM35 259V258H34ZM40 259V258H39ZM62 259V258H61ZM65 259V258H64ZM167 259H169L168 257H167ZM166 259V260H167ZM181 259V258H180ZM190 259V258H189ZM200 259V258H199ZM212 259V258H211ZM22 260H25L24 258L22 259ZM27 260V259H26ZM35 260H37V259H35ZM52 260H54V259H52ZM51 260V261H52ZM141 260V259H140ZM165 260V259H164ZM218 260V259H217ZM217 260H215V261H217ZM224 260V259H223ZM222 260V261H223ZM8 261V260H7ZM28 261V260H27ZM31 261V260H30ZM30 261H29V263H30ZM38 261V260H37ZM39 261H41V260H39ZM46 261H47V259L46 260H44V262L46 263ZM50 261V262H51ZM142 261V260H141ZM151 261V260H150ZM201 261V260H200ZM244 261V260H243ZM6 262V261H5ZM9 262V261H8ZM32 262H34V261H32ZM32 262H31V264H32ZM149 262V261H148ZM168 262V261H167ZM196 262V261H195ZM207 262H208V259H207ZM220 262V261H219ZM218 262V263H219ZM227 262V261H226ZM226 262H223V264L225 263L226 264ZM232 262V261H231ZM241 262V261H240ZM29 263H27V264H29ZM49 263V262H48ZM47 263V264H48ZM158 263V262H157ZM165 263V262H164ZM169 263H171L170 261H169ZM175 263V262H174ZM187 263H189L188 262V260H187V262H186V264ZM199 263V262H198ZM36 264V263H35ZM52 264H54V263H52ZM62 264H63V262H62ZM64 264H66V263H64ZM145 264V263H144ZM159 264V263H158ZM205 264V263H204ZM212 264H214V263H212ZM220 264V263H219ZM229 264V263H228ZM234 264V263H233Z\"/></svg>",
  "mask_w": 264,
  "mask_h": 264
}]
</instances>
